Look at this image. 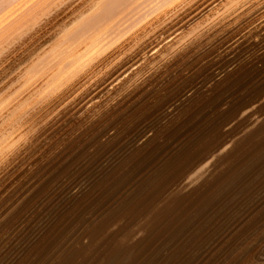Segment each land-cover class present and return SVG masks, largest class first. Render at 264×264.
Returning <instances> with one entry per match:
<instances>
[{
	"label": "bare ground",
	"instance_id": "bare-ground-1",
	"mask_svg": "<svg viewBox=\"0 0 264 264\" xmlns=\"http://www.w3.org/2000/svg\"><path fill=\"white\" fill-rule=\"evenodd\" d=\"M242 46H248L254 49V55L257 61L264 64V0H0V264H11V252L14 249L17 234L20 232L15 227L18 226L19 215L23 211H27L26 207L32 195L35 193L37 183L45 177L47 171L60 159H62L71 149L76 148L80 142H85L86 138L98 129L105 127L109 120L117 114L120 116L134 105H138L145 99H151L161 91L172 80H178L184 77L187 71H194L204 64L203 62L212 54L220 49L234 53L235 50ZM243 48V47H242ZM245 49V48H244ZM247 50V49H246ZM220 52V51H219ZM251 52V51H250ZM224 53V52H223ZM248 54V52H247ZM242 56V55H241ZM216 57V56H211ZM224 57V56H223ZM233 57V56H232ZM221 58V57H220ZM229 58V57H228ZM244 58V57H243ZM242 58V59H243ZM209 59V58H208ZM207 59V61H208ZM213 59V58H212ZM217 59V58H216ZM219 59V58H218ZM246 59V58H245ZM220 60V59H219ZM219 60L218 63L220 62ZM256 60V59H255ZM214 61V60H213ZM216 61V62H217ZM253 61V60H252ZM226 62V61H225ZM210 63V62H209ZM222 63V62H221ZM220 63V64H221ZM255 63V62H254ZM208 64V63H207ZM228 65V64H227ZM239 64L233 63L227 69L215 74L214 78L203 82L199 90H203L206 94L217 91L227 81L236 75V68ZM243 65V64H242ZM203 66V65H202ZM205 66V65H204ZM219 66V65H217ZM249 66V65H248ZM259 66V65H258ZM226 67V66H225ZM243 67V66H242ZM246 67V66H245ZM251 67V65H250ZM249 67V68H250ZM261 67V66H260ZM199 68V67H198ZM197 68V69H198ZM211 68V67H210ZM209 68V69H210ZM220 68V66H219ZM223 68V67H221ZM248 68V69H249ZM255 68V67H254ZM257 68V67H256ZM259 68V67H258ZM196 69V70H197ZM206 69H203V71ZM212 69V68H211ZM251 69V68H250ZM264 69V67H263ZM192 70V71H191ZM195 70V71H196ZM208 70V69H207ZM207 70H205L207 72ZM215 70V68H213ZM212 70V71H213ZM239 70V69H238ZM219 71V70H218ZM245 71V70H244ZM250 71V70H248ZM201 72V71H200ZM214 72V71H213ZM251 72V71H250ZM253 72V70H252ZM251 72V73H252ZM261 72V71H259ZM193 73V72H192ZM196 73V72H195ZM198 73V71H197ZM210 73V72H208ZM263 73V72H261ZM258 73V74H261ZM184 74V75H183ZM201 74V73H200ZM212 74V73H211ZM213 74V75H214ZM245 74V73H244ZM243 74V75H244ZM250 74V73H248ZM264 74V73H263ZM183 75V76H182ZM191 75V74H189ZM188 75V76H189ZM208 75V74H207ZM182 76V77H181ZM187 76V77H188ZM198 76V74H197ZM195 75V77H197ZM201 76V75H199ZM205 76V75H204ZM237 76V75H236ZM241 76V75H240ZM255 76V75H253ZM252 76V77H253ZM262 76V74H261ZM260 76V78H261ZM192 77V76H191ZM194 77V76H193ZM209 77V76H208ZM244 77V76H243ZM258 77V76H257ZM186 76L183 78L185 80ZM202 78V77H201ZM204 78V77H203ZM206 78V77H205ZM203 79V81L205 80ZM241 78V77H240ZM248 78V77H247ZM255 78V77H254ZM179 79V80H180ZM252 79V78H250ZM259 79V78H258ZM263 79V78H262ZM183 80V81H184ZM189 80V77H188ZM193 80L196 81L194 78ZM236 80V79H235ZM249 80V78H248ZM257 80V79H256ZM182 81V80H181ZM182 81V82H183ZM187 81V80H186ZM232 81V80H231ZM242 81V80H241ZM247 81V80H246ZM254 81V80H253ZM261 84V79L259 80ZM179 82V81H178ZM176 82V83H178ZM181 82V83H182ZM194 82V81H193ZM192 82V83H193ZM257 84V81H255ZM264 82V80H263ZM180 83V85H181ZM190 83V82H189ZM188 83V86H189ZM197 83V82H195ZM231 83V82H229ZM234 82H232L233 84ZM248 82H246L247 84ZM251 83V82H250ZM175 84V82H174ZM185 84V83H183ZM198 84V83H197ZM169 85V84H168ZM173 85V84H172ZM179 85V84H178ZM174 85L175 87L178 86ZM187 85V83H186ZM192 85V84H191ZM195 85V84H194ZM250 85V84H249ZM171 86V85H170ZM173 86V87H174ZM182 86V85H181ZM248 86V85H247ZM187 87V86H186ZM194 87L193 85L191 88ZM196 87V85H195ZM194 87V88H195ZM233 87V86H232ZM249 87V86H248ZM254 87V86H253ZM168 88V87H166ZM165 88V89H166ZM182 88V87H181ZM180 88V89H181ZM243 88V86H242ZM250 88V87H249ZM259 88V87H258ZM177 89V88H175ZM198 89V88H197ZM252 89V88H251ZM249 89V91L251 90ZM168 90V89H167ZM183 90V88H182ZM181 90V91H182ZM198 90V91H199ZM264 91V89H262ZM180 91V90H179ZM220 91V90H218ZM228 91V89H227ZM258 91V89H257ZM256 91V92H257ZM261 91V89H260ZM259 91V92H260ZM177 91H175L176 93ZM229 92V91H228ZM235 92V91H234ZM245 92V91H244ZM255 93V91H253ZM262 92V91H261ZM260 92V93H261ZM172 93V92H171ZM178 93V92H177ZM181 93V92H179ZM178 93V94H179ZM197 93L196 88L185 91L181 103L189 101ZM202 93V92H201ZM224 93V92H223ZM252 93V92H251ZM167 94V93H166ZM199 94V92L197 93ZM204 94V93H203ZM205 94V96H206ZM231 94V93H230ZM243 94V93H242ZM247 94V93H246ZM165 97L166 95L163 94ZM168 95V94H167ZM210 95V94H209ZM215 95V94H214ZM226 95V94H225ZM245 95V94H244ZM243 95V96H244ZM169 95L167 98H169ZM177 96V94H176ZM202 96V95H201ZM200 99L202 100L203 98ZM204 96V95H203ZM232 96V95H231ZM237 96V95H233ZM254 98V95H252ZM250 96V97H252ZM198 97V96H197ZM208 97V95H207ZM212 97V95H211ZM229 97V96H228ZM249 97V98H250ZM261 97V96H260ZM161 98V97H160ZM159 98V101H160ZM175 98V97H174ZM215 98V97H214ZM218 98V97H217ZM259 98V97H258ZM257 98V99H258ZM264 98V97H263ZM262 98V99H263ZM158 98L156 97L155 101ZM179 99V98H178ZM177 99V100H178ZM195 99V98H193ZM191 99V100H193ZM206 99V98H204ZM208 99V98H207ZM206 99V100H207ZM238 99V96H237ZM152 100V99H151ZM146 101V102H151ZM154 100V99H153ZM196 100V99H195ZM205 100V101H206ZM212 100V99H211ZM221 100V99H220ZM235 100V97H234ZM158 101V100H157ZM156 101V102H157ZM162 101V100H161ZM171 101V100H170ZM178 101V102H180ZM204 101V100H203ZM202 101V102H203ZM213 101V100H212ZM215 101V99H214ZM236 101V100H235ZM241 101V100H240ZM244 101V100H243ZM255 101V100H253ZM257 101V100H256ZM263 101V100H262ZM261 101V102H262ZM166 102V99L165 101ZM163 102V103H164ZM168 102V101H167ZM166 102V103H167ZM176 102V101H175ZM238 102V101H237ZM145 103V102H144ZM143 103V104H144ZM163 103L162 104L163 106ZM165 104L167 109L164 114L170 117V114L178 107L176 104ZM174 103V101H173ZM180 103V104H181ZM189 103V102H188ZM208 103V102H206ZM219 103V102H218ZM242 103V102H240ZM263 103V102H262ZM146 104V103H145ZM187 104V103H186ZM192 103H190L191 105ZM204 104V103H203ZM213 104V103H212ZM217 104V103H216ZM223 104V103H222ZM243 104V103H242ZM189 105V106H190ZM194 105V101H193ZM197 103H195V106ZM200 105V104H199ZM227 105V104H226ZM142 106V105H140ZM154 106V103L153 105ZM156 106V105H155ZM161 107V105H159ZM187 106V105H186ZM188 106V107H189ZM201 106V105H200ZM211 106V105H210ZM216 106V105H215ZM241 106V105H240ZM248 106V105H247ZM138 107V106H136ZM136 107H134L136 109ZM146 105H144L145 110ZM158 107V106H157ZM159 107V108H160ZM192 107V106H191ZM213 107V106H212ZM220 107V106H219ZM263 107V106H262ZM143 108V110H144ZM197 108H199L197 106ZM211 108V107H209ZM215 108V107H214ZM230 108V107H228ZM254 108V107H253ZM257 108L258 105H257ZM155 109V108H154ZM163 109V108H161ZM181 109V108H180ZM193 109V108H192ZM202 109V108H201ZM217 109V108H216ZM226 109V108H225ZM233 109V107H232ZM134 110V109H133ZM141 110V109H140ZM138 112H141V111ZM144 110V111H145ZM177 110V109H176ZM182 110V109H181ZM223 110V107L221 108ZM244 110V109H243ZM252 110V108H251ZM249 110L245 114L252 111ZM135 110V112H137ZM142 111V112H144ZM150 111V110H149ZM152 111V110H151ZM150 111V113H151ZM162 111V110H161ZM160 111V112H161ZM194 111V110H193ZM192 111V112H193ZM200 111V109H199ZM225 111V110H223ZM235 111H237L235 109ZM233 112V114L235 113ZM259 111V110H257ZM261 111V109H260ZM133 112V111H132ZM148 112V111H147ZM163 112V111H162ZM175 112V110H174ZM177 112V111H176ZM175 112V113H176ZM182 112V111H180ZM186 111L182 112L184 114ZM217 112V111H216ZM219 112V111H218ZM222 112V111H221ZM231 112V111H230ZM231 112V113H232ZM241 112V111H240ZM262 112V111H261ZM121 113V114H120ZM130 113V112H129ZM134 113V112H133ZM146 113V111H145ZM149 113V115H150ZM154 113V111H153ZM159 113V112H158ZM200 113V112H199ZM198 113V114H199ZM202 113V112H201ZM136 114V113H134ZM156 116V113H154ZM160 114V113H159ZM157 116L160 117V115ZM162 114V113H161ZM181 114V115H182ZM186 114V113H185ZM205 114V113H204ZM229 114V113H227ZM244 114V115H245ZM125 115V114H124ZM123 115V116H124ZM128 115V114H127ZM142 115V113L140 114ZM145 115V114H143ZM173 116V114H171ZM178 115V113L176 114ZM181 115L178 117L180 119ZM203 115V114H202ZM214 115V114H213ZM230 115V114H229ZM240 115V114H239ZM243 115V114H241ZM134 116V115H133ZM136 116V115H135ZM156 116V117H157ZM187 116V115H186ZM128 116H126L127 118ZM131 117V116H130ZM137 117V116H136ZM139 117V115H138ZM146 117V116H145ZM165 116L163 115V118ZM213 118L209 116L207 118ZM215 117V116H214ZM229 117V116H228ZM235 117V116H234ZM242 117V116H240ZM239 117V118H240ZM121 116L119 117V119ZM124 118V119H126ZM133 118V117H131ZM129 118V119H131ZM205 118V117H204ZM206 118V119H207ZM216 118V117H215ZM213 118V119H215ZM232 118V117H231ZM256 118V117H255ZM115 119V117H114ZM150 119V118H149ZM153 120V118H151ZM150 119V120H151ZM157 119V118H156ZM200 119V118H199ZM198 119V120H199ZM118 120V118H117ZM121 120V119H120ZM128 120V119H126ZM125 120V121H126ZM136 120V119H135ZM155 120V119H154ZM177 120V119H175ZM181 120V119H180ZM183 120V119H182ZM197 120V119H196ZM210 120V119H209ZM244 120V119H243ZM116 121V119L114 120ZM119 121V120H118ZM124 121V120H123ZM147 121V120H145ZM166 121V119H165ZM179 121V120H178ZM186 121V120H185ZM233 121V120H232ZM263 120L256 119L253 127H257ZM121 122V121H119ZM127 122V121H126ZM124 122V124L126 123ZM129 122H131L129 120ZM149 122V121H147ZM153 122V121H152ZM171 122V121H170ZM174 122V121H173ZM197 122V121H196ZM200 122V121H199ZM213 122V121H210ZM240 123L239 121H237ZM245 120L243 121L244 124ZM249 122V121H248ZM113 123V121L111 122ZM122 123V122H121ZM138 123V121H137ZM145 123V122H144ZM151 123V122H150ZM155 124V122H153ZM183 123V122H182ZM187 123V122H186ZM214 123V122H213ZM216 123V122H215ZM236 123V122H233ZM109 124V123H108ZM114 124V123H113ZM112 124V125H113ZM132 124H135L132 122ZM131 124V125H132ZM152 124V123H151ZM150 124V125H151ZM160 124V123H159ZM170 124V123H169ZM175 124V123H174ZM173 124V125H174ZM177 124V122H176ZM185 124V123H184ZM191 124V123H189ZM198 124V123H197ZM201 124V123H200ZM211 124V123H210ZM242 124V123H241ZM111 126V124H109ZM107 125V128L108 126ZM115 125V124H114ZM119 126V124H117ZM129 125V124H128ZM127 125V126H128ZM139 125V124H138ZM141 125V124H140ZM157 125V124H156ZM168 125V124H167ZM171 125V124H170ZM187 125V124H186ZM206 125V124H205ZM227 125V124H226ZM250 125V123H249ZM118 130L120 129L119 126ZM126 126V125H125ZM125 126L123 128H125ZM134 126V125H133ZM148 126V125H146ZM164 126V124H163ZM188 126V125H187ZM190 126V125H189ZM199 126V125H197ZM196 126V127H197ZM218 126V125H217ZM222 126V125H221ZM234 126V125H233ZM131 127V126H130ZM139 127V126H138ZM142 127V126H140ZM139 127V128H140ZM160 127V126H159ZM167 127V126H166ZM165 127V128H166ZM175 127V126H174ZM191 127V126H190ZM190 127L189 131L190 130ZM201 127V126H199ZM198 127V128H199ZM220 127V126H219ZM250 127V126H249ZM260 127V126H259ZM264 127V126H262ZM261 127V128H262ZM106 128V127H105ZM111 128V127H110ZM135 129V126L133 127ZM132 128V129H133ZM138 128V129H139ZM144 128V127H143ZM147 128V127H146ZM149 128V127H148ZM152 128V127H151ZM149 128V129H151ZM155 130L157 127H154ZM177 128V127H175ZM179 128V127H178ZM183 128V127H182ZM182 128H180L182 130ZM260 128V129H261ZM104 129V128H103ZM133 129V130H134ZM138 129H136L138 131ZM141 129V128H140ZM161 129V128H160ZM158 128V130H160ZM164 129V127H163ZM170 129V128H169ZM200 129V128H199ZM245 129V128H244ZM108 131V129H106ZM105 130V131H106ZM110 130V129H109ZM132 130V131H133ZM144 130V129H142ZM152 130V129H151ZM165 130V129H164ZM226 130V127H225ZM233 130V129H232ZM247 130V128H246ZM96 131V132H95ZM101 131V130H100ZM104 131V130H102ZM111 131V130H110ZM115 131V130H114ZM126 131V130H125ZM136 131V133H138ZM153 131V130H152ZM171 131V130H170ZM174 131V130H172ZM180 131V130H179ZM178 131V132H179ZM185 131V130H184ZM193 131V130H192ZM212 131V130H211ZM244 131V130H243ZM127 132V131H126ZM154 132V131H153ZM157 132V130H156ZM183 133V131H181ZM177 133V134H181ZM202 132V127H201ZM210 132V131H209ZM208 132V133H209ZM237 132V131H236ZM260 132V130H259ZM106 132L100 135H105ZM119 133V132H118ZM117 133V134H118ZM122 132H120L121 134ZM129 133V128L128 132ZM135 134V130L133 132ZM168 133V131H167ZM175 133V132H173ZM188 133V132H187ZM203 133V132H202ZM216 133V132H215ZM224 134V132H222ZM221 133V134H222ZM241 133V132H240ZM251 133V132H250ZM124 134V131H123ZM126 134V133H125ZM132 134V133H131ZM139 134V133H138ZM137 134V135H138ZM141 134V133H140ZM157 134V133H155ZM170 133H168L169 135ZM186 134V132H185ZM206 134V133H205ZM233 134V132H232ZM239 134V133H238ZM254 134V132H253ZM261 134V133H260ZM93 135V134H92ZM115 135V134H114ZM146 135V133L142 134ZM153 135V134H152ZM146 136L142 139L145 142ZM162 135V133H161ZM167 135V136H168ZM176 135V133H175ZM184 135V134H183ZM190 135V134H189ZM226 135V134H225ZM229 135V134H228ZM242 135V134H241ZM240 135V136H241ZM251 135V134H250ZM262 135V134H261ZM94 136L97 135L94 134ZM108 136V135H107ZM118 136V135H117ZM123 136V135H122ZM132 136V135H130ZM136 136V135H135ZM173 136V135H172ZM178 136V135H177ZM182 136V135H181ZM188 136V134H186ZM186 136H183L184 138ZM191 136V135H190ZM233 136H236L233 135ZM232 136V137H233ZM260 136V135H259ZM103 139V136H101ZM109 137V136H108ZM111 137V136H110ZM120 137V135H119ZM138 137V136H137ZM136 137V138H137ZM141 137V136H140ZM156 137V136H155ZM164 137V136H163ZM174 137V136H173ZM179 137V136H178ZM196 137V136H193ZM205 137V136H204ZM203 137V139H204ZM209 137V136H208ZM216 137V136H215ZM219 137V136H218ZM228 137V136H227ZM230 137V138H232ZM237 137V136H236ZM235 137V138H236ZM257 137V136H256ZM95 138V137H93ZM129 138V137H128ZM134 138V136H133ZM157 138V137H156ZM155 138V139H156ZM166 137H164L165 139ZM189 138V137H188ZM192 138V137H191ZM198 138V137H197ZM201 138V137H200ZM217 138V137H216ZM216 138L213 140H216ZM222 138V137H221ZM223 138L226 139V136ZM229 138V139H230ZM92 139V138H91ZM99 139V137H98ZM111 139V138H110ZM123 139V138H122ZM135 139V138H134ZM140 139V138H139ZM154 139V138H153ZM160 139H162L160 137ZM159 139V140H160ZM169 139V137H168ZM190 139V138H189ZM188 139V140H189ZM195 139V138H194ZM206 139V137H205ZM210 139V138H207ZM228 139V138H227ZM226 139V140H227ZM256 139V138H255ZM259 139V138H258ZM94 140V139H93ZM101 140V139H100ZM105 140V139H104ZM107 140V139H106ZM109 140V139H108ZM121 140V138H120ZM127 142V138L124 137ZM131 141V139H129ZM138 140V138H137ZM149 140V139H148ZM167 140V139H166ZM212 140V139H211ZM221 140V139H220ZM223 140V139H222ZM247 140V139H246ZM87 140L86 142H88ZM113 141V140H112ZM111 141V142H112ZM118 141V140H117ZM141 141V140H139ZM153 141V140H152ZM162 141V140H160ZM180 140L179 142H181ZM187 141V140H185ZM182 143L185 148V142ZM195 141V140H194ZM200 141V140H199ZM208 140H206L207 142ZM242 141V140H241ZM240 141V143H241ZM257 141V140H256ZM259 141V140H258ZM92 142V141H90ZM89 142V143H90ZM99 143V140L96 141ZM109 142V141H108ZM122 142V141H121ZM124 142V141H123ZM138 142V141H137ZM148 142V141H147ZM151 142V141H150ZM154 142V141H153ZM191 142V141H190ZM189 142V144H190ZM220 142V141H219ZM243 142V141H242ZM246 142V141H245ZM251 142V141H250ZM250 142L247 143L250 144ZM101 143V142H100ZM102 142L101 144H103ZM120 143V142H118ZM160 143V142H158ZM195 143V142H194ZM199 144V142H197ZM196 143V144H197ZM209 143V141L207 142ZM215 143V141H214ZM217 143V142H216ZM226 143V142H225ZM239 143V144H240ZM252 143V142H251ZM255 143V142H254ZM253 143V144H254ZM82 144V143H81ZM88 144V143H87ZM91 144V143H90ZM105 144V143H104ZM113 144V142H112ZM110 144L112 147L113 145ZM115 143L114 146H116ZM125 144V143H124ZM128 144V142H127ZM137 144V143H136ZM143 144V143H142ZM167 144V143H166ZM170 146V143H168ZM188 144V141L187 143ZM192 144V143H191ZM202 144V142H201ZM210 144V143H209ZM223 144V143H222ZM233 144V143H232ZM94 142L92 143V146ZM99 145V144H98ZM109 144H107L108 146ZM118 145V144H117ZM121 145V144H120ZM151 145V144H149ZM157 145V144H156ZM195 145V144H194ZM204 145V143H203ZM230 145V144H229ZM242 145V144H241ZM258 145V144H257ZM86 146V144L84 145ZM89 146V145H88ZM91 146V145H90ZM91 146V147H92ZM100 146V145H99ZM127 146V145H126ZM132 146V145H131ZM134 146V145H133ZM139 147L141 145H138ZM159 146V145H158ZM244 146V145H243ZM259 146V145H258ZM75 147V148H74ZM111 147V148H112ZM121 147V146H118ZM122 147L124 148L123 144ZM130 147V146H129ZM128 147V149H129ZM137 147L136 145L134 148ZM190 147V146H189ZM192 147V146H191ZM199 147V146H198ZM230 147V146H229ZM242 147V146H241ZM240 147V149H241ZM250 146H248L249 148ZM80 148V147H79ZM87 148V147H86ZM94 148V147H93ZM99 148V147H98ZM103 150V147L101 145ZM110 148V146H109ZM108 148V150H110ZM114 148V147H113ZM113 148L111 151H113ZM143 148V146H142ZM147 148V146H146ZM152 148V147H151ZM196 148V147H195ZM201 148V147H200ZM219 148V147H218ZM235 148V146H234ZM246 147V151L248 149ZM262 148V147H261ZM84 149V148H83ZM89 149V148H88ZM118 149V148H117ZM121 149V148H120ZM133 149V148H132ZM150 149V148H149ZM158 149V148H157ZM199 149V148H198ZM204 149V148H203ZM201 148V150H203ZM207 148H205L206 150ZM210 149V146H209ZM253 151L255 148H252ZM257 149V148H256ZM82 150V149H81ZM85 150V149H84ZM93 150V149H92ZM97 150V147H96ZM95 150V152H96ZM101 150V151H102ZM106 150V148H105ZM107 150V151H108ZM116 150V149H115ZM119 150V149H118ZM134 150V149H133ZM138 151H140L137 148ZM144 150V149H143ZM154 150V147H153ZM152 150V152H154ZM159 150V149H158ZM166 150V149H164ZM176 150V149H175ZM178 150V149H177ZM200 150V151H201ZM204 150V151H205ZM218 150V149H217ZM227 150V149H226ZM231 150V149H230ZM233 150V148H232ZM243 150V149H242ZM261 150V149H260ZM72 151V150H71ZM87 151V150H86ZM89 151V150H88ZM104 151V150H103ZM106 151V154H108ZM110 151V153H111ZM117 151V150H116ZM120 151V150H119ZM129 151V150H128ZM132 151V150H131ZM142 151V150H141ZM160 151V150H159ZM158 151V152H159ZM169 151V149H168ZM182 151V150H181ZM186 151V150H185ZM203 151V152H204ZM216 151V149H215ZM220 151V150H219ZM240 151V150H239ZM75 152V151H74ZM94 153L90 151L91 154ZM147 152H149L147 150ZM151 152V153H152ZM157 152V153H158ZM170 152V151H169ZM177 152V151H175ZM174 152V153H175ZM183 152V151H182ZM195 152V150H194ZM206 152V151H205ZM226 152V151H224ZM242 151H240L241 153ZM251 152V151H250ZM261 152H263L261 150ZM73 153V151L71 152ZM70 153V154H71ZM102 153V152H101ZM99 153V154H101ZM109 153V157L110 154ZM116 153V152H114ZM119 153V152H118ZM125 153H127L125 151ZM129 153V152H128ZM131 153V152H130ZM134 153V152H133ZM132 153V154H133ZM146 153V152H145ZM151 153H148V155ZM172 153V154H174ZM189 153V152H188ZM197 153V152H196ZM195 153V154H196ZM217 153V152H216ZM249 153V149H248ZM258 153V152H257ZM256 153V154H257ZM75 154V153H74ZM79 155V151L77 153ZM81 154V153H80ZM90 154V156H91ZM97 154V153H96ZM103 154V153H102ZM113 154V153H112ZM136 155V153H134ZM156 154V149H155ZM159 154V153H158ZM179 154V153H178ZM182 154V153H181ZM185 154V153H183ZM200 154V153H199ZM207 154V153H206ZM204 154V155H206ZM214 154V153H212ZM231 154V153H230ZM233 154V153H232ZM245 154V152H244ZM251 154V153H250ZM255 154V153H254ZM253 154V155H254ZM260 154V152H259ZM264 154V153H262ZM82 155H84L82 151ZM81 155V156H82ZM87 155V154H86ZM85 155V156H86ZM123 155V154H121ZM120 155V156H121ZM131 156V154H129ZM128 155V156H129ZM144 155V153H143ZM188 155V154H187ZM192 155V154H191ZM190 155V156H191ZM203 155V154H202ZM215 155V154H214ZM227 155V154H226ZM247 155V153L245 154ZM243 155V156H245ZM84 156V158H85ZM99 156V155H97ZM105 156V155H104ZM119 156V157H120ZM133 156V155H132ZM141 156V155H140ZM154 156V155H152ZM159 156V155H158ZM170 156V155H169ZM175 156V154H174ZM195 155H193L194 157ZM210 156V152L209 155ZM235 156V154H234ZM256 156V155H255ZM263 156V155H262ZM260 154V157H262ZM74 157V156H73ZM78 157V156H77ZM88 157V156H87ZM92 157V156H91ZM107 156V158H109ZM126 157V156H125ZM124 157V158H125ZM137 157V156H136ZM142 157V156H141ZM163 157V156H162ZM168 156H166L167 158ZM176 157V156H175ZM179 157V156H178ZM184 157V156H183ZM186 157V156H185ZM189 157V156H188ZM204 157V156H203ZM214 157V156H212ZM231 157V155L229 156ZM237 157V155H236ZM242 157V156H240ZM257 157V156H256ZM68 158V156H67ZM80 158V157H79ZM83 157H81L82 159ZM90 159V157H88ZM106 158V156H105ZM104 158V159H105ZM111 158V157H110ZM118 158V156H117ZM121 158V157H120ZM127 158V157H126ZM131 158V157H130ZM145 158V157H143ZM161 158V157H160ZM165 158V159H166ZM172 158V157H171ZM196 158V157H195ZM201 158V156H200ZM227 158V157H226ZM246 158V157H245ZM250 158V156H249ZM255 158V157H254ZM253 158V159H254ZM73 159V158H71ZM95 159H97L95 157ZM102 156L99 160L102 161ZM115 159V158H114ZM132 159V158H131ZM137 159V158H136ZM158 159V158H157ZM164 159V158H163ZM175 159V158H174ZM183 159V158H182ZM186 161V158H184ZM208 159V158H207ZM217 156V160H218ZM230 159V158H229ZM227 158V160H229ZM232 159V158H231ZM235 159V157H234ZM232 160V162L234 161ZM238 159V158H237ZM252 160V158H250ZM263 159V158H261ZM80 160V159H78ZM111 160V159H108ZM116 160V159H115ZM114 160V161H115ZM118 160V159H117ZM116 160V161H117ZM128 160V159H127ZM149 160V159H148ZM153 158L151 159V163ZM171 160V159H170ZM188 160V159H187ZM194 160V158H193ZM220 160V159H219ZM226 160V161H227ZM248 160V159H247ZM256 160V158H255ZM62 161V160H60ZM59 161V162H60ZM64 161V160H63ZM72 160L71 163H73ZM83 161V160H82ZM85 161V159H84ZM88 161V160H87ZM86 161V162H87ZM91 160H89L90 162ZM95 161V160H94ZM93 161V163H94ZM98 161V159H97ZM104 161V160H103ZM107 161V160H106ZM115 161V162H116ZM125 161V160H124ZM129 161V160H128ZM178 161V160H177ZM204 166H193L188 169L182 184H178V189L171 194L185 192L189 195H197L199 192L207 195L210 182H212L214 162L210 160ZM201 161V162H202ZM245 161V160H244ZM250 161V160H249ZM255 162L254 160H252ZM260 161V160H258ZM100 162V161H99ZM113 162V161H112ZM133 162V161H130ZM136 162V161H135ZM133 162V163H135ZM169 162V161H168ZM167 162V163H168ZM176 162V159L175 161ZM192 162V161H191ZM199 161V163H201ZM220 162V161H219ZM225 162V161H224ZM248 162V161H247ZM251 162V161H250ZM61 163V162H60ZM65 163V162H63ZM77 164V162H75ZM83 163V162H82ZM91 163V162H90ZM92 163V164H93ZM98 163V162H97ZM95 163L94 165H96ZM111 163V162H110ZM114 163V162H113ZM126 163V162H124ZM128 163V162H127ZM156 163V162H155ZM165 163V162H163ZM162 163V164H163ZM177 163V162H176ZM184 163V162H183ZM194 163V162H193ZM227 163V162H226ZM240 163V162H239ZM238 163V164H239ZM249 163V162H248ZM69 165V163H67ZM74 164V163H73ZM75 164V165H76ZM81 164V163H80ZM79 165L82 166V165ZM86 163H84L85 165ZM112 164V163H111ZM115 164V163H114ZM119 164V163H118ZM146 164V163H144ZM158 164V163H157ZM166 164V163H165ZM171 164V163H170ZM191 164V163H190ZM204 163H202L203 165ZM230 164V163H229ZM232 164V163H231ZM242 164V163H241ZM240 164V165H241ZM244 164V162H243ZM242 164V165H243ZM261 164V162L259 163ZM67 165V166H68ZM74 165V166H75ZM92 165V166H94ZM102 165V164H100ZM99 165V167H100ZM108 165V164H107ZM120 165V164H119ZM118 165V166H119ZM123 165V164H122ZM128 165V164H127ZM138 165V164H137ZM142 165V164H141ZM164 165V164H163ZM185 165V164H184ZM195 165V163H194ZM218 165V164H217ZM225 165V164H224ZM223 165V169H224ZM234 164H232L233 166ZM247 165V164H246ZM245 165V166H246ZM62 166V165H61ZM66 166V164H65ZM71 166L70 167H74ZM87 166V165H86ZM109 166V165H108ZM112 166V165H110ZM117 166V167H118ZM121 166V165H120ZM125 165H123L124 167ZM129 166V165H128ZM131 166V165H130ZM152 166V165H151ZM219 166V165H218ZM222 166V164L220 165ZM251 166V165H248ZM257 165H255L256 168ZM263 166V165H262ZM58 167V166H56ZM55 167V168H56ZM77 167V165H76ZM75 167V168H76ZM95 167V166H94ZM103 167V166H102ZM101 167V169H102ZM115 167V168H117ZM122 167V168H123ZM133 167V166H132ZM135 167V166H134ZM133 167V168H134ZM148 167V165H147ZM167 167V166H166ZM171 166H168V168ZM176 167V166H175ZM173 167V168H175ZM195 167V168H194ZM227 167V166H226ZM236 167V166H235ZM238 167V166H237ZM244 167V166H243ZM253 167V166H252ZM250 167V168H252ZM54 166L52 169H55ZM60 168V167H59ZM58 168V169H59ZM65 167H62V170ZM67 169L69 167H66ZM68 173L72 172V170ZM81 168V167H80ZM83 168V167H82ZM88 166L86 167L87 170ZM114 168V167H113ZM121 168V169H122ZM142 168V167H141ZM152 168V167H151ZM157 168V167H155ZM167 168V169H168ZM172 168V167H171ZM179 168V167H178ZM246 168V167H245ZM259 168V167H258ZM67 169L63 170L67 172ZM78 169V168H77ZM105 169V168H104ZM110 169V168H109ZM120 169V168H119ZM135 169V168H134ZM150 169V168H148ZM159 170V168H157ZM164 169V167H163ZM181 169H183L181 167ZM221 169V168H220ZM229 169H232L229 167ZM237 169V168H235ZM84 170V168H83ZM89 170V168H88ZM108 170V169H107ZM112 170V169H110ZM114 171L116 169H113ZM123 170V169H122ZM127 170V168H126ZM124 170V172H126ZM131 170V168H130ZM145 170V169H142ZM161 170V169H160ZM216 170V169H215ZM219 170V169H218ZM222 170V169H221ZM220 170V171H221ZM243 170V169H242ZM247 170H249L247 168ZM252 170V169H251ZM259 169H257L258 171ZM264 170V168L262 169ZM56 171V170H55ZM54 171V172H55ZM79 171V170H78ZM81 171V170H80ZM78 172L80 175L83 174ZM85 171V170H84ZM109 171V170H108ZM119 173V170H117ZM115 171V172H117ZM134 171L133 172L134 174ZM138 171V170H136ZM219 171V172H220ZM233 171V169H232ZM240 171V170H239ZM245 172V170H243ZM250 171V170H249ZM61 172V171H58ZM56 172V174L58 173ZM65 172V173H66ZM76 172V171H75ZM86 172V171H85ZM88 172V171H87ZM92 172V171H91ZM91 172H89L91 174ZM105 172V177L107 171ZM145 174L147 173L144 171ZM150 172V171H149ZM158 171H156L157 173ZM162 172V171H160ZM216 172V171H215ZM214 172V173H215ZM251 172V171H250ZM254 171H252L253 173ZM49 173V171H48ZM63 173V174H65ZM77 173V174H78ZM113 174L114 172L111 173ZM107 173V174H108ZM128 173V172H127ZM136 173V172H135ZM138 173V172H137ZM152 173V171H151ZM155 173V174H156ZM167 173V172H166ZM172 173V171H171ZM218 173V172H217ZM220 172V176H222ZM225 173V172H224ZM227 173V171H226ZM241 173V171L239 172ZM238 173V174H239ZM247 173V171H246ZM245 173V174H246ZM263 173V172H262ZM55 174V173H54ZM59 174V173H58ZM61 174V173H60ZM59 174V175H60ZM62 174V175H63ZM78 174V176H79ZM94 174V172L92 173ZM91 174V175H92ZM101 174V173H100ZM132 174V175H133ZM144 174V173H143ZM153 174V173H152ZM180 174V172H179ZM236 174V172H235ZM70 175V174H69ZM68 175V176H69ZM73 175V174H72ZM70 175V176H72ZM84 176L86 175L83 174ZM82 175V176H83ZM90 175V176H91ZM141 175V174H140ZM159 175V174H157ZM164 175V173H163ZM166 175V174H165ZM168 175V174H167ZM233 175V174H232ZM241 175V174H240ZM239 175V176H240ZM259 175V173H258ZM264 175V173H263ZM56 176V175H55ZM61 176V175H60ZM59 176V177H60ZM66 176V174H65ZM67 176V177H68ZM87 176V175H86ZM85 176V177H86ZM97 176V175H95ZM94 176V178H95ZM102 176V175H101ZM101 176L99 177L101 180ZM119 176V174L117 175ZM145 176V175H144ZM153 176V175H152ZM176 176V174H174ZM183 176V177H184ZM224 176V175H223ZM235 176V175H234ZM238 176V175H236ZM241 176H244L241 175ZM240 176V177H241ZM54 177V176H50ZM93 177V176H92ZM110 177V176H109ZM136 177V176H135ZM148 177V175H147ZM156 177V176H155ZM162 177V176H160ZM225 177V176H224ZM248 177V176H247ZM66 178V177H64ZM74 178V177H72ZM71 179L74 180V179ZM80 178V177H79ZM94 178L92 180H94ZM107 178V177H106ZM150 178L153 177H148ZM165 178V177H164ZM170 178H173L170 177ZM236 178V177H235ZM234 178V179H235ZM238 178V177H237ZM245 178V177H243ZM262 178V177H261ZM48 179V177H47ZM45 178V180H47ZM68 179V178H66ZM85 179L88 180L86 177ZM84 179V180H85ZM90 179V178H89ZM111 178H109L110 180ZM117 179V178H116ZM115 179V181H116ZM126 179V178H125ZM135 179V178H133ZM137 179V178H136ZM157 179V178H156ZM169 179V178H167ZM177 178H175L176 180ZM221 179V178H220ZM227 179V178H226ZM230 179V178H229ZM232 179V180H234ZM247 179V178H245ZM52 180V179H48ZM54 180V179H53ZM58 180V179H57ZM77 180V178H76ZM83 180V181H84ZM99 180V179H97ZM106 180V179H105ZM107 179V181H109ZM127 180V179H126ZM126 180H124L126 183ZM140 180V179H139ZM148 180V181H149ZM170 180V179H169ZM212 180V181H211ZM216 180V179H215ZM240 180V179H239ZM59 181V180H58ZM62 181V180H61ZM60 181V183H61ZM70 181V180H69ZM96 181V180H95ZM114 181V180H113ZM119 181V180H118ZM122 181V179H121ZM142 181V180H141ZM159 181V180H157ZM167 181V180H165ZM172 181V180H171ZM220 181V180H219ZM223 181V180H222ZM228 181V180H227ZM225 180V182H227ZM236 181V180H234ZM251 181V180H250ZM54 182V181H53ZM57 182V181H56ZM77 184L81 183L75 181ZM100 181H98L99 183ZM102 182V181H101ZM104 182V181H103ZM160 182V181H159ZM170 182V181H169ZM176 182V181H174ZM218 182V180H217ZM231 182V180L229 181ZM228 182V183H229ZM44 182L43 185H45ZM49 183V182H48ZM55 183V182H54ZM53 183V184H54ZM58 183V182H57ZM63 183H66L63 182ZM62 183V186H63ZM71 183V182H70ZM84 183V182H83ZM94 183V182H93ZM112 182H110L111 184ZM117 183V182H116ZM122 183V184H124ZM148 183V182H147ZM157 183V182H156ZM171 183V182H170ZM173 183V181H172ZM171 183V184H172ZM180 183V182H179ZM214 183V182H213ZM221 184V182H219ZM218 183V184H219ZM241 183V182H240ZM253 183V181H252ZM47 184V183H46ZM51 184V183H49ZM52 184V185H53ZM68 184V183H67ZM72 184V183H71ZM87 184V183H86ZM97 184V182H96ZM93 187H95V185ZM101 184V183H100ZM99 184V185H100ZM104 184V183H103ZM102 184V185H103ZM127 184V183H126ZM125 184V185H126ZM146 184V183H145ZM152 184V183H150ZM155 184V183H154ZM217 184V185H218ZM223 184V183H222ZM235 184V183H234ZM233 184V185H234ZM254 184V183H253ZM40 185V184H39ZM60 185V184H58ZM158 186V184H155ZM154 185V186H155ZM161 185V182L160 184ZM212 185V183L210 184ZM214 185V184H213ZM228 185V184H227ZM231 185V183H230ZM46 186V185H45ZM49 186V185H48ZM47 186V187H48ZM51 186V185H50ZM55 186V185H54ZM75 186V185H74ZM91 186V187H92ZM118 185L117 187L119 188ZM129 186V185H128ZM176 186V187H177ZM253 186V185H252ZM66 185L64 186L65 190ZM116 187V184H115ZM114 187V188H115ZM126 187V186H124ZM123 187V188H124ZM135 187V186H134ZM163 187V186H162ZM161 187V188H162ZM165 187V186H164ZM163 187V188H164ZM169 187V186H168ZM167 188H165L167 192ZM175 189L174 186H171ZM169 187V189H170ZM216 187V184H215ZM213 187V188H215ZM228 187V186H227ZM255 188V185L253 186ZM55 188V187H54ZM58 189V187H56ZM55 188V189H56ZM71 186L70 189H72ZM102 188V186H101ZM111 188V187H110ZM113 188V187H112ZM113 188V190H114ZM115 190L117 193L119 190ZM204 188V189H203ZM217 188V187H216ZM242 188V187H241ZM253 188V189H254ZM44 189V187H41ZM52 188L50 187V190ZM54 189V190H55ZM69 189V188H68ZM90 189V188H89ZM94 189V188H92ZM97 189V187H96ZM126 188H124L125 191ZM131 189V188H130ZM129 189V190H130ZM226 189L225 188H221ZM257 189V188H256ZM73 190V189H72ZM101 192L103 190L100 189ZM132 190V189H131ZM136 190V189H134ZM154 190V189H153ZM173 190V189H172ZM71 191V190H70ZM79 191V190H78ZM94 191V190H93ZM96 191V190H95ZM108 192V190H106ZM112 191V190H111ZM122 191V187H121ZM127 191V190H126ZM139 191V190H138ZM155 191V190H154ZM163 191V190H162ZM223 191V190H222ZM224 191H227L224 190ZM223 191V193H224ZM230 191V189H228ZM256 191V190H255ZM53 192V191H52ZM62 192V191H61ZM69 192V190L67 191ZM72 192V191H71ZM76 192V190H75ZM100 192V193H101ZM114 192V191H113ZM120 192V191H119ZM130 192V191H129ZM151 192V190H150ZM257 192V191H256ZM55 191L53 192V194ZM64 193V191H63ZM80 193V192H79ZM115 193V195H116ZM124 193V192H122ZM154 193V192H153ZM159 193V192H158ZM161 193V192H160ZM228 193V192H227ZM231 193V191H230ZM56 194V193H55ZM62 194V193H61ZM84 194V193H83ZM86 194V193H85ZM98 194V192H97ZM125 194V193H124ZM127 194V193H126ZM137 194V193H136ZM144 194V193H143ZM170 195L169 193H167ZM186 194V195H187ZM258 194V193H257ZM35 195V194H34ZM41 195V194H40ZM93 195V194H92ZM122 195V194H121ZM119 195V196H121ZM134 195V193H133ZM132 195V196H133ZM152 195V194H150ZM162 195V194H161ZM203 195V194H202ZM211 194H209L210 196ZM223 195V194H222ZM262 195V194H261ZM39 196V195H37ZM43 196V195H42ZM47 196V195H46ZM44 195V197H46ZM72 196V195H71ZM95 196V194H94ZM114 196V195H113ZM112 196V198H113ZM118 196V195H117ZM118 196V197H119ZM123 196V195H122ZM156 196V195H155ZM154 196V197H155ZM171 196V195H170ZM180 196V195H179ZM208 196V197H209ZM264 196V194L262 195ZM260 196V197H262ZM41 197V196H40ZM55 198V196H53ZM85 197V196H84ZM102 197V196H101ZM117 197V198H118ZM124 197V196H123ZM127 197V195H126ZM151 197V196H150ZM156 197H159L158 194ZM161 197V196H160ZM164 197V196H163ZM201 197V195H200ZM257 197V196H255ZM39 198V197H38ZM43 198V197H42ZM41 198V199H42ZM53 198V199H54ZM57 198V195H56ZM67 198V197H66ZM78 198V197H77ZM81 198V197H80ZM115 198V197H114ZM113 198V199H114ZM130 198V196H129ZM128 198V199H129ZM169 198V197H168ZM182 198V197H181ZM190 198V197H189ZM194 198V197H193ZM225 198V196H224ZM34 199V198H33ZM45 199V198H44ZM174 199V198H172ZM170 200L173 201L175 200ZM191 199V198H190ZM199 199V198H198ZM207 199V198H205ZM35 200V199H34ZM57 200V199H56ZM78 200V199H77ZM151 200V199H150ZM158 200V199H156ZM161 200H163L161 198ZM179 200V199H178ZM183 200V199H182ZM261 200V199H260ZM264 200V198H263ZM262 200V201H263ZM48 202L46 203L48 206ZM71 201V200H70ZM85 201V200H84ZM118 201V200H117ZM153 201V200H152ZM155 201V200H154ZM153 201V202H154ZM204 201V200H202ZM210 201V200H209ZM216 201V200H215ZM213 201V203L215 202ZM72 202V201H71ZM75 202V198H74ZM94 202V201H93ZM107 202V201H106ZM157 202V201H156ZM154 202V204L156 203ZM159 202V201H158ZM162 202V201H161ZM181 202V200H180ZM185 202V200L183 201ZM208 202V200H207ZM223 202V201H222ZM38 203V202H37ZM36 203V204H37ZM56 203V202H55ZM70 203V202H69ZM122 203V202H121ZM130 204V202H128ZM160 203V202H159ZM165 203V202H163ZM160 205L163 207L165 206ZM168 203V202H167ZM171 203V202H170ZM169 205H172V203ZM178 203V202H176ZM182 203V202H181ZM188 203V201L186 202ZM191 203V202H190ZM196 203V201H195ZM203 203V202H202ZM209 203V202H208ZM217 203V202H216ZM34 206L37 208V205ZM103 204V203H102ZM198 204V203H197ZM196 204V205H197ZM200 204V203H199ZM198 204V205H199ZM210 204V203H209ZM239 204V203H238ZM31 205V204H30ZM44 205V204H42ZM119 205V203H118ZM127 205V204H126ZM150 205V204H149ZM159 205V206H160ZM168 205V206H169ZM180 204H178L179 206ZM197 205V206H198ZM201 205V204H200ZM206 205V204H205ZM211 205V204H210ZM224 205V204H223ZM244 205V204H243ZM254 205V204H252ZM259 205V204H257ZM262 205V204H261ZM260 205V206H261ZM51 206V205H50ZM62 206V205H61ZM91 206V204H90ZM98 206V204H97ZM123 206V205H122ZM132 206V205H131ZM136 206V204H135ZM157 206V205H156ZM154 205V207H156ZM158 206V207H159ZM167 206V207H168ZM208 206V204L206 205ZM220 206V205H219ZM239 206V205H238ZM242 206V205H241ZM256 206V205H255ZM142 207V206H141ZM149 207V206H147ZM153 207V208H154ZM187 207V206H186ZM190 207V206H189ZM192 207V206H191ZM194 207V206H193ZM199 207V206H198ZM197 207V208H198ZM214 207V206H213ZM217 207V206H216ZM225 207V206H223ZM262 207V206H261ZM264 207V206H263ZM41 208V207H39ZM56 208V207H55ZM93 208V207H92ZM131 208V207H130ZM152 208V209H153ZM161 208V207H160ZM172 208V206L170 207ZM169 208V209H170ZM196 208V207H195ZM200 208V207H199ZM198 208V209H199ZM202 208V206H201ZM209 207L208 209L210 210ZM26 209V210H25ZM28 209L29 206H28ZM49 209V208H48ZM63 209V208H62ZM99 209V208H98ZM101 209V208H100ZM99 209V210H100ZM117 209V208H116ZM125 209V208H124ZM132 209V208H131ZM134 209V208H133ZM165 209V208H164ZM168 209V210H169ZM187 209V208H185ZM190 209V208H189ZM197 209V210H198ZM229 209V208H228ZM237 209V208H236ZM262 209V208H261ZM260 209V210H261ZM39 210V209H38ZM59 210V209H58ZM92 210V209H91ZM106 210V209H105ZM126 210V209H125ZM158 210V208H157ZM172 210V209H171ZM174 210V208H173ZM188 210V209H187ZM194 210V209H193ZM192 210V211H193ZM202 210V209H200ZM206 210V209H205ZM233 210V209H232ZM249 210V209H248ZM260 210L258 212H260ZM263 210V209H262ZM261 210V211H262ZM47 211V210H46ZM115 211V210H114ZM181 211V210H180ZM195 211V210H194ZM242 211V210H241ZM40 212V211H39ZM92 212V211H91ZM126 212V211H125ZM145 212V211H144ZM186 212V211H185ZM214 212V211H213ZM231 212V211H230ZM28 213V211H27ZM31 213V212H30ZM128 213V212H127ZM194 213V212H193ZM264 213V212H263ZM261 213V214H263ZM34 214V213H33ZM60 214V213H59ZM148 214V213H147ZM174 214V213H173ZM186 214V213H185ZM190 214V213H189ZM203 214V213H202ZM221 214V213H220ZM240 216V212L238 213ZM32 215V213H31ZM42 215V214H41ZM117 215V214H116ZM144 215V214H143ZM192 215V212H191ZM199 215V214H197ZM201 215V214H200ZM209 215V214H206ZM232 215V214H231ZM242 215V214H241ZM28 217V215H26ZM37 216V215H36ZM58 216V215H57ZM124 216V215H122ZM148 216V215H147ZM159 216V213H158ZM185 216V215H183ZM202 216V215H201ZM199 216V217H201ZM237 216V215H236ZM255 216V214H254ZM264 216V215H263ZM63 217V216H62ZM107 217V216H106ZM182 217V216H181ZM197 217V216H195ZM207 217V216H206ZM234 217V216H233ZM259 217V216H258ZM24 218V217H23ZM82 218V217H81ZM188 218V217H187ZM203 218V216H202ZM251 218V217H250ZM257 218V217H256ZM100 219V218H99ZM106 219V218H104ZM102 219V220H104ZM122 219V218H121ZM137 220V218H135ZM210 219V218H209ZM217 219V218H216ZM220 219V218H218ZM217 219V220H218ZM240 219V218H238ZM244 219V218H243ZM242 219V220H243ZM20 220V219H19ZM24 220V219H23ZM51 220V219H50ZM86 220V219H85ZM108 220V219H106ZM117 222L118 218L116 219ZM114 220V222L116 221ZM151 221V219H149ZM154 220V219H153ZM262 220V219H261ZM25 221V220H24ZM84 221V220H83ZM135 221V220H134ZM195 221V220H194ZM85 222V221H84ZM103 222V221H102ZM116 222V224H117ZM138 222V221H137ZM146 222V221H145ZM218 222V221H217ZM225 222V221H224ZM247 222V221H246ZM22 223V221L20 222ZM24 222V226L27 225ZM32 223V222H31ZM97 222H94L96 225ZM99 223V222H98ZM108 223V222H107ZM106 223V225H107ZM141 223V222H140ZM194 223V222H193ZM196 223V222H195ZM207 223V222H206ZM205 223V225H206ZM237 223V222H236ZM49 224V223H48ZM210 227L211 223L209 222ZM239 224V223H237ZM244 224V223H243ZM249 224V223H248ZM30 225V224H28ZM27 225V226H28ZM99 225V224H98ZM96 225V226H98ZM101 225V223H100ZM118 225V224H117ZM122 225V224H121ZM141 225V224H140ZM203 225V224H202ZM201 225V226H202ZM216 225V224H215ZM247 226V223L245 224ZM254 225V224H253ZM23 226V227H24ZM31 226V225H30ZM92 226V225H89ZM94 226V225H93ZM136 226V225H135ZM139 226V225H138ZM180 226V225H179ZM184 226V225H183ZM229 226V225H228ZM244 226V225H242ZM264 226V222L260 225ZM102 227V226H101ZM105 227V226H104ZM119 227V226H118ZM186 227V226H185ZM198 227V226H197ZM206 227V226H205ZM214 227V226H213ZM20 228V227H19ZM96 228V227H95ZM98 228V227H97ZM147 228V227H146ZM196 228V227H195ZM199 228V227H198ZM212 228V227H211ZM217 228V227H216ZM215 228V229H216ZM219 228V227H218ZM217 228V229H218ZM221 228V227H220ZM262 228V227H261ZM264 228V227H263ZM26 229V228H25ZM37 229V228H36ZM81 229V228H80ZM106 229V228H105ZM182 229V227H181ZM200 229V228H199ZM216 229V230H217ZM229 229V228H228ZM233 229V228H232ZM250 229V228H249ZM85 230V229H83ZM140 231V228L138 229ZM202 230V229H201ZM210 230V229H209ZM26 231V230H24ZM195 231V230H194ZM212 231V229H211ZM242 231V230H241ZM258 231V230H257ZM31 232V231H30ZM45 232V231H44ZM78 232V231H77ZM76 232V233H77ZM84 232V231H83ZM110 232V231H108ZM135 232V231H134ZM210 233V231H208ZM214 232V231H213ZM218 232V231H217ZM216 232V234H218ZM24 233V232H23ZM29 233V232H28ZM75 233V232H74ZM91 229L87 233H83L78 240V246L90 245L92 248ZM96 233V232H95ZM107 233V231H106ZM222 233V230H221ZM230 233V232H229ZM259 233V232H258ZM22 234V233H19ZM18 234V236H19ZM26 234V233H25ZM81 234V233H80ZM138 234V233H137ZM160 234V233H159ZM220 234V233H219ZM225 234V233H224ZM257 234V233H256ZM30 235V234H29ZM101 235V234H100ZM208 235V234H207ZM213 235V234H212ZM221 235V234H220ZM24 236V235H23ZM64 236V235H63ZM77 236V235H76ZM104 236V235H103ZM116 236V235H115ZM114 236V237H115ZM127 236V235H126ZM137 236V235H136ZM167 236V235H166ZM211 236V235H210ZM219 236V235H218ZM26 237V236H25ZM24 237V238H25ZM28 237V236H27ZM56 237V236H55ZM67 237V236H66ZM107 237V236H106ZM109 237V236H108ZM170 237V236H169ZM173 237V236H171ZM208 237V236H207ZM213 237V236H212ZM210 237V238H212ZM245 237V236H244ZM264 244V230L261 232ZM23 238V240H24ZM39 238V237H38ZM43 238V237H42ZM71 238V237H69ZM137 238V237H136ZM165 238V237H164ZM200 238V237H199ZM232 238V237H231ZM255 238V237H254ZM19 237L17 238L18 241ZM27 239V238H25ZM66 239V238H65ZM76 239V238H75ZM96 239V237H95ZM111 239V238H110ZM138 239V238H137ZM215 239V236L214 238ZM219 239V238H216ZM215 248L222 252L218 257L211 252L207 257L204 255L206 262L215 261L214 264H221L223 257H227L229 261L239 259L240 256L248 252L246 247L228 248L229 244L222 243L220 238ZM21 240V237H20ZM32 240V239H31ZM63 240V239H62ZM61 240V241H62ZM74 240V239H73ZM72 240V241H73ZM103 240V239H102ZM114 240V239H113ZM124 240V239H123ZM167 240V239H166ZM228 240V239H227ZM233 240V239H232ZM231 240V241H232ZM53 241V240H52ZM194 241V240H193ZM203 241V239H202ZM218 241V240H216ZM246 241V240H245ZM257 241V240H256ZM21 242V241H20ZM60 242V241H59ZM101 242V241H100ZM195 242V241H194ZM214 242V241H213ZM221 242V243H220ZM247 242V241H246ZM37 243V242H36ZM42 243V242H41ZM62 244V242H60ZM65 242L63 241V244ZM67 243V239H66ZM73 243V242H72ZM118 243V242H117ZM120 243V242H119ZM206 243V242H205ZM212 243V241H211ZM233 243V242H232ZM245 243V242H244ZM24 244V243H23ZM60 244V245H61ZM62 244V245H63ZM83 244V245H82ZM110 244V243H109ZM116 244V243H115ZM196 244V243H194ZM203 244V243H202ZM261 244V245H262ZM32 245V244H31ZM36 245V244H35ZM56 245V244H55ZM74 245V244H73ZM100 245V244H99ZM162 245V244H161ZM182 245V244H181ZM205 245V244H204ZM233 245V244H232ZM240 245V244H239ZM238 245V246H239ZM242 245V244H241ZM18 246V245H17ZM21 246V245H20ZM34 246V245H33ZM42 246V245H41ZM73 247L69 248L60 259H69L77 257L83 252V249ZM215 246V244H214ZM214 246H212L214 248ZM235 246V245H233ZM260 246V245H259ZM37 247V246H36ZM45 247V246H44ZM89 247V246H88ZM119 247V246H118ZM163 247V246H162ZM263 247V246H262ZM19 248V247H18ZM27 248V247H26ZM25 248V249H26ZM35 248V247H34ZM66 246H57L44 256L43 264H56L55 256L64 252ZM81 248V247H80ZM208 248V247H205ZM212 248V249H213ZM227 251L224 252V249ZM245 248V249H244ZM28 249V248H27ZM26 249V250H27ZM121 249V248H120ZM211 249V247H210ZM209 249V250H210ZM220 249V250H219ZM18 250V249H16ZM34 250V249H33ZM47 250V249H46ZM50 250V249H49ZM89 250V249H88ZM87 250V252H88ZM123 250V249H122ZM178 250V249H177ZM263 250V249H262ZM29 251V250H28ZM36 251V250H35ZM39 251V250H38ZM86 252V249L84 250ZM118 251V250H117ZM212 251V250H211ZM216 251V252H217ZM22 252V251H21ZM34 252V251H33ZM42 252V251H41ZM44 252V251H43ZM186 252V251H185ZM191 252V251H190ZM207 253V250H206ZM20 254V253H19ZM28 254V253H27ZM32 254V252H31ZM63 254V253H62ZM122 254V253H120ZM181 254V253H180ZM183 254V253H182ZM192 254V253H191ZM16 255V254H15ZM22 255V254H21ZM40 255V254H39ZM185 255V253H184ZM199 255V253H198ZM203 255V254H202ZM86 256V255H85ZM178 256V255H177ZM188 256V255H187ZM37 257V256H36ZM199 257V256H198ZM42 258V256H41ZM175 258V257H174ZM202 258V259H204ZM264 260V254L262 255ZM122 259V258H121ZM173 259V258H172ZM178 259V258H177ZM204 260V261H205ZM29 261V260H28ZM69 261V260H68ZM89 261V260H88ZM200 261V260H199ZM16 262V261H15ZM32 262V261H31ZM66 262V261H65ZM65 262H63L65 264ZM123 262V261H122ZM168 262V261H167ZM203 262V261H200ZM41 263V262H40ZM60 263V264H63ZM129 263V262H128ZM14 264V262H12ZM16 264V263H15ZM22 264V263H21ZM28 264V263H27ZM34 264V263H33ZM36 264V263H35ZM59 264V263H57ZM68 264V263H67ZM194 264V263H193ZM197 264V263H196ZM200 264V263H199Z\"/></svg>",
	"mask_w": 264,
	"mask_h": 264
},
{
	"label": "rangeland",
	"instance_id": "rangeland-1",
	"mask_svg": "<svg viewBox=\"0 0 264 264\" xmlns=\"http://www.w3.org/2000/svg\"><path fill=\"white\" fill-rule=\"evenodd\" d=\"M243 47V48H242ZM241 48L237 49L234 51L235 55L233 53L227 52L224 49H220L218 51H216L213 55L216 57H211L213 56L212 54L207 58V59L203 62L204 64H202L201 66H198L197 68H194L192 70V72L187 71L188 73H186L184 75V77L186 76L185 80L183 79L184 77H182L180 80H172V82L168 83L163 89H161V91H159L156 95L155 98L154 96L151 99H145L143 102H141L138 105H134L132 106V108H125L124 110L128 109L127 113L125 111L121 112L120 116H121V120L119 119L120 116H118L119 114L115 115V119L116 121H114V117L113 119L111 118V121L109 120V122H107V125L111 124V126L109 125L107 128V125L105 124V127H102L100 129L97 130L96 133H92L91 136H89V138L85 140V142L83 143L80 142L78 146H76L75 150L71 149L73 151V153H71L72 151L70 150L69 153H67L62 159V161H58L56 164L53 165L55 169H52L53 166L47 171V173L45 174V177H43L40 181L39 184L37 183L36 186V190L34 191L35 195L33 194L29 201V204L27 205L26 209L28 211H23L18 218V226H16L15 228L17 230H19V233L22 234H17V238L19 237L18 241L16 238V244L14 247L15 250H13L11 253V264L12 262H14V264H43V260H44V256H46L51 250H53L56 245L58 246H66L67 248H64V252L60 253L58 256L56 257V260L58 261L57 263H63L65 262V264H214V260L213 261H209L206 262L204 255L207 257L208 253H213L214 251V255L215 256H219L222 252L217 251V249L219 247H221L220 245L216 247V245L218 244L219 240H221L220 238H222V243H226L230 245V247L228 248H239L240 246L242 247H246V249H248V252H246L245 254H243L242 256L239 257V259L237 258L236 260H231L229 261L227 257H223L222 260L220 261L221 264H264V260L262 258V255L264 254V244H262V242L260 241L262 239L261 237V232H263L264 230V226H260L263 222H264V196H262L264 194V170H262L264 168V121L261 122L257 127H253V124L255 122L256 119L258 120H263L264 119V91L262 89H264V64L261 61H257L256 56L254 55L255 51H253L254 49L248 46H242ZM245 48V49H244ZM247 49V50H246ZM220 51V52H219ZM251 51V52H250ZM224 52V53H223ZM248 52V54H247ZM242 55V56H241ZM224 56V57H223ZM233 56V57H232ZM221 57V58H220ZM229 57V58H228ZM244 57V58H243ZM213 58V59H212ZM217 58V59H216ZM220 60H219V59ZM243 58V59H242ZM246 58V59H245ZM256 59V60H255ZM214 60V61H213ZM219 60L220 62L218 63ZM253 60V61H252ZM217 61V62H216ZM226 61V62H225ZM210 62V63H209ZM222 62V63H221ZM255 62V63H254ZM208 63V64H207ZM221 63V64H220ZM236 63L239 64L238 67L236 68V75L229 81H227L226 83H224L222 86L218 87L217 91H214L209 94H206V92H203V90H199L201 84L203 82H208L209 80H211L212 78H214L220 71L227 69L231 64ZM228 64V65H227ZM243 64V65H242ZM207 72L203 69L205 68ZM219 65V66H217ZM249 65V66H248ZM251 65V67H250ZM259 65V66H258ZM226 66V67H225ZM243 66V67H242ZM246 66V67H245ZM261 66V67H260ZM212 69H211V68ZM223 67V68H221ZM251 69H250V68ZM255 67V68H254ZM257 67V68H256ZM259 67V68H258ZM210 68V69H209ZM213 68H215V70H213ZM249 68V69H248ZM197 69V70H196ZM239 69V70H238ZM196 70V71H195ZM214 72H213V71ZM219 70V71H218ZM245 70V71H244ZM250 70L252 72L251 73ZM198 71V73H197ZM201 71V72H200ZM263 73H261V72ZM196 72V73H195ZM210 72V73H208ZM216 72V73H215ZM201 73V74H200ZM212 73V74H211ZM215 73V74H214ZM245 73V74H244ZM250 73V74H248ZM261 73V74H258ZM191 74V75H189ZM198 74V76H197ZM208 74V75H207ZM214 74V75H213ZM244 74V75H243ZM189 75V76H188ZM195 75L197 77H195ZM201 75V76H199ZM205 75V76H204ZM241 75V76H240ZM255 75V76H253ZM189 80H188V77ZM192 76V77H191ZM194 76V77H193ZM209 76V77H208ZM244 76V77H243ZM253 76V77H252ZM258 76V77H257ZM261 76V78H260ZM202 77V78H201ZM205 78V80L203 81V79ZM241 77V78H240ZM249 80H248V78ZM255 77V78H254ZM196 79L193 80V79ZM211 78V79H210ZM252 78V79H250ZM259 78V79H258ZM263 78V79H262ZM236 79V80H235ZM257 79V80H256ZM261 79V84H260V80ZM183 82H182V81ZM187 80V81H186ZM208 80V81H207ZM242 80V81H241ZM247 80V81H246ZM254 80V81H253ZM179 81V82H178ZM194 81V82H193ZM257 81V84L256 82ZM175 82V84H174ZM178 82V83H176ZM182 82V83H181ZM190 82V83H189ZM193 82V83H192ZM197 82V83H195ZM231 82V83H229ZM232 82H234L232 84ZM246 82H248L246 84ZM251 82V83H250ZM181 83V85H180ZM185 83V84H183ZM187 83V85H186ZM189 83V86H188ZM173 84V85H172ZM178 85V86H174V85ZM195 87L196 85V90L197 93L199 92V94L195 93L194 97L190 98V100L187 101H183L186 103H181L180 99H182L181 95L183 96V94H185V91L187 90H192L195 89L194 87L191 88L192 85ZM195 84V85H194ZM250 84V85H249ZM171 85V86H170ZM250 87H248V86ZM174 86V87H173ZM187 86V87H186ZM233 86V87H232ZM243 86V88H242ZM254 86V87H253ZM168 87V88H166ZM183 90H182V88ZM259 87V88H258ZM166 88V89H165ZM177 88V89H175ZM181 88V89H180ZM198 88V89H197ZM252 88V89H251ZM168 89V90H167ZM228 89V91H227ZM249 89H251L249 91ZM258 89V91H257ZM261 89V91H260ZM180 90V91H179ZM182 90V91H181ZM199 90V91H198ZM220 90V91H218ZM175 91H177L178 93H175ZM235 91V92H234ZM245 91V92H244ZM255 91V93L253 92ZM257 91V92H256ZM261 93H260V92ZM172 92V93H171ZM202 92V93H201ZM224 92V93H223ZM252 92V93H251ZM168 95H167V94ZM204 93V94H203ZM231 93V94H230ZM243 93V94H242ZM247 93V94H246ZM165 94L166 97L163 95ZM177 94V96H176ZM206 94V96H205ZM215 94V95H214ZM226 94V95H225ZM245 94V95H244ZM169 95H171L169 98H167ZM202 95V96H201ZM204 95V96H203ZM208 95V97H207ZM212 95V97H211ZM232 95V96H231ZM233 95H237V96H233ZM244 95V96H243ZM254 95V98L253 96ZM198 96V97H197ZM203 98L202 100L200 99ZM229 96V97H228ZM252 96V97H250ZM261 96V97H260ZM156 97L158 98L156 101ZM161 97V98H160ZM175 97V98H174ZM215 97V98H214ZM218 97V98H217ZM235 97V100H234ZM250 97V98H249ZM259 97V98H258ZM160 98V101H159ZM179 98V99H178ZM195 98V99H193ZM204 98H208L207 100ZM258 98V99H257ZM263 98V99H262ZM154 99V100H153ZM166 99V102H164ZM178 99V100H177ZM193 99V100H191ZM213 101H212V100ZM215 99V101H214ZM221 99V100H220ZM151 102H146V101H150ZM162 100V101H161ZM171 100V101H170ZM204 100V101H203ZM206 100V101H205ZM241 100V101H240ZM244 100V101H243ZM255 100V101H253ZM257 100V101H256ZM263 100V101H262ZM174 101V103H173ZM176 101V102H175ZM180 101V102H178ZM193 101H194V105H193ZM203 101V102H202ZM238 101V102H237ZM263 103H262V102ZM146 104H145V103ZM169 104H176L178 107H175V112L174 110L172 111L171 114H173V116L170 114V117L166 114H164L165 110L167 109V107H165L164 103ZM208 102V103H206ZM219 102V103H218ZM242 102V103H240ZM144 103V104H143ZM154 103V106H152ZM163 103V106L162 104ZM181 103V104H180ZM190 103H192L190 105ZM195 103H197V105L195 106ZM204 103V104H203ZM213 103V104H212ZM217 103V104H216ZM223 103V104H222ZM201 106H200V105ZM227 104V105H226ZM142 105V106H140ZM144 105L148 106L146 107L147 110H145ZM156 105V106H155ZM161 105V107L159 106ZM167 105V106H169ZM187 105V106H186ZM190 105V106H189ZM211 105V106H210ZM216 105V106H215ZM241 105V106H240ZM248 105V106H247ZM257 105L259 108H257ZM138 106V107H136ZM158 106V107H157ZM189 106V107H188ZM192 106V107H191ZM197 106L199 108H197ZM213 106V107H212ZM220 106V107H219ZM263 106V107H262ZM136 107V109L134 108ZM160 107V108H159ZM211 107V108H209ZM215 107V108H214ZM223 107V110H221V108ZM230 107V108H228ZM233 107V109H232ZM254 107V108H253ZM146 113H145V111ZM155 108V109H154ZM163 108V109H161ZM182 110H181V109ZM193 108V109H192ZM202 108V109H201ZM217 108V109H216ZM226 108V109H225ZM254 109L256 113H254V111L251 110ZM141 109V110H140ZM177 109V110H176ZM200 109V111H199ZM235 109L237 111H235ZM244 109V110H243ZM261 109V111H260ZM135 110L137 111H141V112H135ZM151 113H150V111ZM163 112H162V111ZM194 110V111H193ZM251 110L252 112L249 114H245L247 111ZM259 110V111H257ZM136 113V114H134ZM144 111V112H142ZM148 111V112H147ZM156 113L160 115L159 116H155ZM161 111V112H160ZM186 111L184 114H182V112ZM193 111V112H192ZM217 111V112H216ZM219 111V112H218ZM222 111V112H221ZM235 111V113L233 114V112ZM241 111V112H240ZM130 112V113H129ZM159 112V113H158ZM200 112V113H199ZM202 112V113H201ZM142 113V115H140ZM150 113V115H149ZM162 113V114H161ZM178 113V115L181 117L180 119L178 118L179 116L176 115ZM199 113V114H198ZM205 113V114H204ZM229 113V114H227ZM125 114V115H124ZM128 114V115H127ZM145 114V115H143ZM203 114V115H202ZM214 114V115H213ZM240 114V115H239ZM243 114V115H241ZM245 114V115H244ZM124 115V116H123ZM134 115V116H133ZM137 117H136V116ZM139 115V117H138ZM163 115L165 116L163 118ZM187 115V116H186ZM213 116V118H207L209 116ZM126 116H128L126 118ZM133 118H131V117ZM146 116V117H145ZM215 116V117H214ZM229 116V117H228ZM235 116V117H234ZM242 116V117H240ZM205 117V118H204ZM232 117V118H231ZM240 117V118H239ZM256 117V118H255ZM121 121V122H119ZM128 120H126V119ZM131 118V119H129ZM153 118V120L150 119ZM157 118V119H156ZM200 118V119H199ZM207 118V119H206ZM136 119V120H135ZM155 119V120H154ZM166 119V121H165ZM177 119V120H175ZM183 119V120H182ZM197 119V120H196ZM199 119V120H198ZM210 119V120H209ZM245 120L244 124L243 121ZM124 120V121H123ZM127 122H126V121ZM129 120L131 122H129ZM149 122H147V121ZM179 120V121H178ZM186 120V121H185ZM233 120V121H232ZM113 121V123H111ZM138 121V123H137ZM155 122V124L153 122ZM171 121V122H170ZM174 121V122H173ZM197 121V122H196ZM200 121V122H199ZM213 121V122H210ZM237 121H239L240 123H238ZM249 121V122H248ZM124 122H126L124 124ZM135 123V124H132ZM145 122V123H144ZM152 124H151V123ZM177 122V124H176ZM183 122V123H182ZM187 122V123H186ZM216 122V123H215ZM236 122V123H233ZM109 123V124H108ZM160 123V124H159ZM171 125H170V124ZM175 123V124H174ZM185 123V124H184ZM191 123V124H189ZM198 123V124H197ZM201 123V124H200ZM211 123V124H210ZM242 123V124H241ZM250 123V125H249ZM113 124V125H112ZM117 124H119L120 129L118 130L117 128ZM129 124V125H128ZM132 124V125H131ZM139 124V125H138ZM141 124V125H140ZM151 124V125H150ZM157 124V125H156ZM164 124V126H163ZM168 124V125H167ZM174 124V125H173ZM188 126H187V125ZM206 124V125H205ZM227 124V125H226ZM126 125V126H125ZM128 125V126H127ZM135 126V129L133 128ZM148 125V126H146ZM191 127H190V126ZM202 127V132H201V127ZM218 125V126H217ZM222 125V126H221ZM234 125V126H233ZM118 126V127H119ZM125 126V128H123ZM131 126V127H130ZM142 126V127H139ZM160 126V127H159ZM167 126V127H166ZM177 128H175V127ZM197 126V127H196ZM220 126V127H219ZM250 126V127H249ZM260 126V127H259ZM111 127V128H110ZM144 127V128H143ZM147 127V128H146ZM151 129H149V128ZM154 127H157L156 130ZM164 127V129H163ZM166 127V128H165ZM179 127V128H178ZM183 127V128H182ZM190 130H187L189 129ZM200 129H199V128ZM226 127V130H225ZM262 127V128H261ZM104 128V129H103ZM128 128H129V133L128 132ZM135 130V134L133 133ZM139 128V129H138ZM158 128L160 130H158ZM170 128V129H169ZM182 128V130L180 129ZM245 128V129H244ZM247 128V130H246ZM261 128V129H260ZM108 129V131L106 130ZM111 131H110V130ZM138 129V131L136 130ZM144 129V130H142ZM233 129V130H232ZM101 130V131H100ZM104 130V131H102ZM106 130V131H105ZM115 130V131H114ZM127 132H126V131ZM133 130V131H132ZM171 130V131H170ZM174 130V131H172ZM180 130V131H179ZM185 130V131H184ZM193 130V131H192ZM212 130V131H211ZM244 130V131H243ZM260 130V132H259ZM124 131V134H123ZM136 131L139 133H136ZM170 133L168 135V133ZM179 131V132H178ZM183 131V133L181 132ZM210 131V132H209ZM237 131V132H236ZM106 132L107 134L105 135H100L101 133ZM119 132V133H118ZM120 132H122L120 134ZM175 132V133H173ZM181 134H177L180 133ZM188 134V136H186V134ZM188 132V133H187ZM209 132V133H208ZM216 132V133H215ZM224 132V134L222 133ZM233 132V134H232ZM241 132V133H240ZM251 132V133H250ZM254 132V134H253ZM118 133V134H117ZM126 133V134H125ZM132 133V134H131ZM141 133V134H140ZM146 133V135L148 137H150L152 134L151 138H147L145 142H142V139L144 137L142 136H146V135H142ZM157 133V134H155ZM162 133V135H161ZM206 133V134H205ZM222 133V134H221ZM239 133V134H238ZM262 135H261V134ZM97 135V138L96 136ZM115 134V135H114ZM138 134V135H137ZM184 134V135H183ZM191 136H190V135ZM226 134V135H225ZM229 134V135H228ZM236 136H233L235 135ZM242 134V135H241ZM251 134V135H250ZM109 137H108V136ZM118 135V136H117ZM120 135V137H119ZM123 135V136H122ZM132 135V136H130ZM136 135V136H135ZM168 135V136H167ZM174 137H173V136ZM179 137H178V136ZM182 135V136H181ZM241 135V136H240ZM260 135V136H259ZM103 136V139L102 137ZM111 136V137H110ZM134 136V138H133ZM138 136V137H137ZM141 136V137H140ZM157 138H156V137ZM166 137L164 139V137ZM183 136H186L185 138ZM196 136V137H193ZM206 139H205V137ZM209 136V137H208ZM217 138H216V137ZM219 136V137H218ZM223 136H226V139L223 138ZM228 136V137H227ZM233 136V137H232ZM257 136V137H256ZM95 137V138H93ZM99 137V139H98ZM124 137L127 138V142L126 140H124ZM129 137V138H128ZM138 140H137V138ZM160 137L162 139H160ZM169 137V139H168ZM190 139H189V138ZM192 137V138H191ZM198 137V138H197ZM201 137V138H200ZM204 137V139H203ZM222 137V138H221ZM232 137V138H230ZM236 137V138H235ZM92 138V139H91ZM111 138V139H110ZM121 138V140H120ZM123 138V139H122ZM140 138V139H139ZM142 138V139H141ZM154 138V139H153ZM156 138V139H155ZM195 138V139H194ZM210 138V139H207ZM213 138L216 140H213ZM230 138V139H229ZM256 138V139H255ZM259 138V139H258ZM94 139V140H93ZM101 139V140H100ZM105 139V140H104ZM107 139V140H106ZM109 139V140H108ZM131 139L132 143L129 142ZM149 139V140H148ZM162 141H160V140ZM167 139V140H166ZM189 139V140H188ZM212 139V140H211ZM221 139V140H220ZM223 139V140H222ZM250 142V144L247 143ZM87 140H89L88 142H86ZM99 140V143L96 142ZM113 140V141H112ZM118 140V141H117ZM141 140V141H139ZM154 142H153V141ZM180 140H182L181 142H183V140H187L185 141V148L184 145L179 142ZM195 140V141H194ZM200 140V141H199ZM206 140L209 141V143L206 142ZM243 142H242V141ZM257 140V141H256ZM259 140V141H258ZM92 141V142H90ZM109 141V142H108ZM113 144H112V142ZM122 141V142H121ZM124 141V142H123ZM138 141V142H137ZM148 141V142H147ZM151 141V142H150ZM191 141V142H190ZM215 141V143H214ZM220 141V142H219ZM241 141V143H240ZM246 141V142H245ZM91 144H90V143ZM94 142V145L92 146V143ZM102 142H104L103 144H101ZM120 142V143H118ZM160 142V143H158ZM190 142V144H189ZM195 142V143H194ZM199 142V144L197 143ZM202 142V144H201ZM217 142V143H216ZM226 142V143H225ZM255 142V143H254ZM82 143V144H81ZM88 143V144H87ZM116 144V146H114ZM125 143V144H124ZM137 143V144H136ZM143 143V144H142ZM167 143V144H166ZM170 143V146L169 144ZM192 143V144H191ZM197 143V144H196ZM204 143V145H203ZM223 143V144H222ZM233 143V144H232ZM240 143V144H239ZM254 143V144H253ZM86 144V146H84ZM100 146H99V145ZM107 144H109L107 146ZM112 144L113 147L110 145ZM121 144V145H120ZM122 144L124 146V148L122 147ZM151 144V145H149ZM157 144V145H156ZM195 144V145H194ZM230 144V145H229ZM242 144V145H241ZM259 146H258V145ZM89 145V146H88ZM92 147H91V146ZM101 145L103 147V150L101 148ZM127 145V146H126ZM132 145V146H131ZM136 145L137 147L134 148V146ZM138 145H141L140 147ZM159 145V146H158ZM244 145V146H243ZM110 146V148H109ZM121 146V147H118ZM130 146V147H129ZM143 146V148H142ZM147 146V148H146ZM190 146V147H189ZM192 146V147H191ZM199 146V147H198ZM210 146V149H209ZM230 146V147H229ZM235 146V148H234ZM242 146V147H241ZM248 146H250L248 148ZM80 147V148H79ZM87 147V148H86ZM94 147V148H93ZM97 147V150H96ZM99 147V148H98ZM113 148V151L112 148ZM129 147V149H128ZM152 147V148H151ZM154 147V150H153ZM196 147V148H195ZM203 150H201V148ZM219 147V148H218ZM241 147V149H240ZM246 147L249 149V153H248V149L246 151ZM262 147V148H261ZM85 150H84V149ZM89 148V149H88ZM106 148V150H105ZM108 148L110 150H108ZM120 150H118V149ZM121 148V149H120ZM134 150H133V149ZM137 148L140 150L138 151ZM150 148V149H149ZM160 150H158V149ZM199 148V149H198ZM205 148H207L205 150ZM233 148V150H232ZM252 148H255L254 151ZM257 148V149H256ZM82 149V150H81ZM94 153L91 154L90 151H93ZM117 151H116V150ZM144 149V150H143ZM155 149H156V154H155ZM166 149V150H164ZM169 149V151H168ZM176 149V150H175ZM178 149V150H177ZM216 149V151H215ZM218 149V150H217ZM227 149V150H226ZM231 149V150H230ZM243 149V150H242ZM263 152H261V150ZM87 150V151H86ZM89 150V151H88ZM96 150V152H95ZM102 150V151H101ZM108 150V151H107ZM129 150V151H128ZM132 150V151H131ZM147 150L149 152H147ZM152 150L154 152H152ZM183 152H182V151ZM186 150V151H185ZM195 150V152H194ZM201 150V151H200ZM206 152H205V151ZM220 150V151H219ZM242 151L240 153V151ZM75 151V152H74ZM79 151V155L77 154ZM82 151L84 153V155H82ZM111 151V155L109 157V153L106 154ZM125 151L127 153H125ZM159 151V152H158ZM177 151V152H175ZM204 151V152H203ZM226 151V152H224ZM251 151V152H250ZM103 154H102V153ZM116 152V153H114ZM119 152V153H118ZM129 152V153H128ZM131 152V153H130ZM136 153V155L134 153ZM146 152V153H145ZM152 152V153H151ZM159 154H158V153ZM175 152V153H174ZM189 152V153H188ZM197 152V153H196ZM210 152V156L209 155ZM217 152V153H216ZM247 153V155L244 154ZM258 152V153H257ZM262 157H260V154ZM71 153V154H70ZM75 153V154H74ZM81 153V154H80ZM97 153V154H96ZM101 153V154H99ZM113 153V154H112ZM133 153V154H132ZM144 153V155H143ZM148 153H151V155ZM174 153V154H172ZM179 153V154H178ZM182 153V154H181ZM185 153V154H183ZM196 153V154H195ZM200 153V154H199ZM207 153V154H206ZM214 153V154H212ZM231 153V154H230ZM233 153V154H232ZM251 153V154H250ZM255 153V154H254ZM257 153V154H256ZM87 154V155H86ZM91 154V156H90ZM123 154V155H121ZM131 154V156L129 155ZM188 154V155H187ZM192 154V155H191ZM203 154V155H202ZM206 154V155H204ZM227 154V155H226ZM235 154V156H234ZM254 154V155H253ZM82 155V156H81ZM86 155V156H85ZM99 155V156H97ZM106 158H105V156ZM121 155V156H120ZM129 155V156H128ZM133 155V156H132ZM142 157H141V156ZM154 155V156H152ZM159 155V156H158ZM170 155V156H169ZM191 155V156H190ZM193 155H195L193 157ZM231 155V157H229ZM237 155V157H236ZM245 155V156H243ZM257 157H256V156ZM68 156V158H67ZM74 156V157H73ZM78 156V157H77ZM85 156V158H84ZM90 157V159L88 157ZM102 156V161L99 160V158ZM107 156L109 158H107ZM118 156V158H117ZM121 158H120V157ZM127 158H126V157ZM137 156V157H136ZM163 156V157H162ZM166 156H168L166 158ZM179 156V157H178ZM184 156V157H183ZM186 156V157H185ZM189 156V157H188ZM201 156V158H200ZM204 156V157H203ZM214 156V157H212ZM217 156L218 159L217 160ZM242 156V157H240ZM252 158V160H254L255 162H253L250 158ZM80 157V158H79ZM81 157H83L81 159ZM95 157L98 159H95ZM125 157V158H124ZM132 159H131V158ZM145 157V158H143ZM161 157V158H160ZM172 157V158H171ZM196 157V158H195ZM229 160H227V158ZM235 157V159H234ZM246 157V158H245ZM256 160H255V158ZM73 158V159H71ZM105 158V159H104ZM117 160H115V159ZM137 158V159H136ZM153 158L151 163V159ZM158 158V159H157ZM164 158V159H163ZM166 158V159H165ZM176 159V162L175 159ZM183 158V159H182ZM186 158V161L185 159ZM194 158V160H193ZM208 158V159H207ZM232 158V159H231ZM238 158V159H237ZM254 158V159H253ZM263 158V159H261ZM80 159V160H78ZM85 159V161H84ZM111 159V160H108ZM129 161H128V160ZM149 159V160H148ZM171 159V160H170ZM188 159V160H187ZM205 159L206 160H210L212 162H214V164L216 165L213 171V178H212V182H210V184L212 183V185H208L211 188H209V191L207 190V195H204L205 193H201L199 192L197 195L194 194H187L185 192L182 193H176L175 194H171L172 192H175L176 189H178V187H180V185L182 184L183 180L182 178H185L186 175H188L189 172H192L193 170L189 171L188 173L187 170L189 168H191L193 166H204L208 161L203 162L202 160ZM234 159V161L232 162V160ZM248 159V160H247ZM64 160V161H63ZM72 160H75L72 162ZM83 160V161H82ZM88 160V161H87ZM89 160H91L89 162ZM95 160V161H94ZM104 160V161H103ZM107 160V161H106ZM116 162H115V161ZM125 160V161H124ZM178 160V161H177ZM227 160V161H226ZM245 160V161H244ZM251 162H250V161ZM260 160V161H258ZM87 161V162H86ZM94 161V163H93ZM100 161V162H99ZM115 163H113V162ZM133 161V162H130ZM169 161V162H168ZM192 161V162H191ZM199 161L201 163H199ZM220 161V162H219ZM225 161V162H224ZM249 163H248V162ZM65 162V163H63ZM77 162V164L75 163ZM83 162V163H82ZM98 162V163H97ZM112 164H111V163ZM126 162V163H124ZM128 162V163H127ZM156 162V163H155ZM165 162V163H163ZM168 162V163H167ZM184 162V163H183ZM195 165H194V163ZM227 162V163H226ZM240 162V163H239ZM244 162V164H243ZM261 162V164H259ZM69 163V165L67 164ZM81 163V164H80ZM84 163H86L84 165ZM93 163V164H92ZM95 163H97L96 165H94ZM121 165H119V164ZM146 163V164H144ZM158 163V164H157ZM164 165H163V164ZM171 163V164H170ZM191 163V164H190ZM202 163H204L202 165ZM230 163V164H229ZM234 164L232 166V164ZM239 163V164H238ZM243 165H242V164ZM66 164V166H65ZM77 167H76V165ZM82 165L79 167V165ZM102 164V165H100ZM109 166H108V165ZM125 165L123 167V165ZM129 166H128V165ZM138 164V165H137ZM142 164V165H141ZM185 164V165H184ZM219 166H218V165ZM222 164V166H220ZM225 164V165H224ZM241 164V165H240ZM247 164V165H246ZM62 165V166H61ZM68 165V166H67ZM74 166V167H70ZM88 166L87 170L86 167ZM94 165V166H92ZM100 165V167H99ZM112 165V166H110ZM119 165V166H118ZM131 165V166H130ZM148 165V167H147ZM152 165V166H151ZM223 165H224V169H223ZM246 165V166H245ZM251 165V166H248ZM255 165L256 168H255ZM263 165V166H262ZM103 166V167H102ZM118 166V167H117ZM135 168H133V167ZM167 166V167H166ZM168 166H171L168 168ZM176 166V167H175ZM227 166V167H226ZM236 166V167H235ZM238 166V167H237ZM244 166V167H243ZM253 166V167H252ZM60 167V168H59ZM67 169L66 167H69L68 169L72 170V172L68 173V169L67 172L65 173L63 170ZM76 167V168H75ZM84 171L83 170V168ZM102 167V169H101ZM114 167V168H113ZM117 167V168H115ZM123 167V168H122ZM142 167V168H141ZM152 167V168H151ZM159 168V170L157 168ZM164 167V169H163ZM175 167V168H173ZM179 167V168H178ZM181 167L183 169H181ZM229 167H231L233 169H229ZM246 167V168H245ZM252 167V168H250ZM259 167V168H258ZM59 168V169H58ZM78 168V169H77ZM105 168V169H104ZM112 170H110V169ZM120 168V169H119ZM123 170H122V169ZM127 168V170H126ZM131 168V170H130ZM150 168V169H148ZM168 168V169H167ZM188 168V169H186ZM195 168V167H194ZM223 173L222 176H220V172ZM237 168V169H235ZM247 168L249 170H247ZM109 171H108V170ZM113 169H116L115 171L119 170L115 172ZM145 169V170H142ZM161 169V170H160ZM216 169V170H215ZM219 169V170H218ZM245 170V172L243 170ZM252 169V170H251ZM257 169H259L257 171ZM56 170V171H55ZM81 170L83 172V174L86 173V177L88 178L85 179L86 177L83 174H79L78 172ZM124 170H126V172H124ZM134 171L133 172L131 171ZM138 170V171H136ZM221 170V171H220ZM241 173H239L240 171ZM55 171V172H54ZM61 171V172H58ZM76 171V172H75ZM80 171V173H82ZM88 171V172H87ZM92 171V172H91ZM106 172V176L105 177V172ZM114 172L113 174L110 175V173L108 172ZM146 171L147 173L145 174ZM150 171V172H149ZM152 171V173H151ZM156 171H158L156 173ZM162 171V172H160ZM172 171V173H171ZM216 171V172H215ZM220 171V172H219ZM227 171V173H226ZM247 171V173H246ZM252 171H254L252 173ZM56 172H58L56 174ZM89 172H91V174L94 172V174H90ZM128 172V173H127ZM136 172V173H135ZM138 172V173H137ZM167 172V173H166ZM180 172V174H179ZM215 172V173H214ZM218 172V173H217ZM225 172V173H224ZM236 172V174H235ZM263 172V173H262ZM55 173V174H54ZM65 173V174H63ZM79 176H78V174ZM101 173V174H100ZM108 173V174H107ZM144 173V174H143ZM156 173V174H155ZM164 173V175H163ZM186 173V175L184 176L183 174ZM239 173V174H238ZM246 173V174H245ZM259 173V175H258ZM63 174V175H62ZM72 176H70V175ZM119 174V176H117ZM133 174V175H132ZM141 174V175H140ZM159 174V175H157ZM166 174V175H165ZM168 174V175H167ZM174 174H176V176H174ZM233 174V175H232ZM244 174V176L241 175ZM56 175V176H55ZM69 175V176H68ZM83 175V176H82ZM91 175V176H90ZM97 175V176H95ZM102 175V176H101ZM145 175V176H144ZM153 177L150 178L151 180H149V178L147 177ZM153 175V176H152ZM225 177H224V176ZM235 175V176H234ZM238 175V176H236ZM241 177H240V176ZM50 176H54V177H50ZM60 176V177H59ZM68 176V177H67ZM93 176V177H92ZM95 176V178H94ZM101 176V180L100 177ZM110 176V177H109ZM136 176V177H135ZM156 176V177H155ZM162 176V177H160ZM173 178H170L172 177ZM184 176V177H183ZM248 176V177H247ZM52 179V180H48L47 179ZM68 179H66V178ZM74 177V178H72ZM80 177V178H79ZM165 177V178H164ZM236 177V178H235ZM238 177V178H237ZM247 179H245V178ZM262 177V178H261ZM45 178L47 180H45ZM74 179L71 181V179ZM77 178V180H76ZM90 178V179H89ZM94 178V180L92 179ZM109 178H111L109 180ZM117 178V179H116ZM127 180H126V179ZM135 178V179H133ZM137 178V179H136ZM157 178V179H156ZM169 178V179H167ZM175 178H177L175 180ZM221 178V179H220ZM227 178V179H226ZM230 178V179H229ZM235 178V179H234ZM54 179V180H53ZM59 181H58V180ZM85 179V180H84ZM99 179V180H97ZM106 179V180H105ZM107 179L109 181H107ZM116 179V181H115ZM122 179V181H121ZM140 179V180H139ZM216 179V180H215ZM236 181H234V180ZM240 179V180H239ZM62 180V181H61ZM70 180V181H69ZM81 182L80 184L76 183L75 181ZM84 180V181H83ZM96 180V181H95ZM114 180V181H113ZM119 180V181H118ZM126 180V183H124ZM142 180V181H141ZM149 180V181H148ZM161 182V185L159 181ZM167 180V181H165ZM173 183H172V181ZM218 180V182H217ZM220 180V181H219ZM223 180V181H222ZM225 180L227 182H225ZM231 180V182H229ZM251 180V181H250ZM55 183H54V182ZM58 183H57V182ZM61 181V183H60ZM66 183H63L65 182ZM98 181H100L98 183ZM102 181V182H101ZM104 181V182H103ZM172 183H170V182ZM176 181V182H174ZM253 181V183H252ZM45 183V185H43ZM51 184H49V183ZM72 184H71V183ZM84 182V183H83ZM94 182V183H93ZM97 182V184H96ZM110 182H112L110 184ZM117 182V183H116ZM148 182V183H147ZM157 182V183H156ZM180 182V183H179ZM214 182V183H213ZM221 182V184L219 183ZM229 182V183H228ZM241 182V183H240ZM43 183V184H42ZM54 183V184H53ZM63 183V186H62ZM68 183V184H67ZM87 183V184H86ZM95 187H93L92 185ZM101 183V184H100ZM104 183V184H103ZM124 183V184H122ZM146 183V184H145ZM152 183V184H150ZM158 184L155 185V184ZM219 183V184H218ZM223 183V184H222ZM231 183V185H230ZM235 183V184H234ZM53 184V185H52ZM60 184V185H58ZM100 184V185H99ZM103 184V185H102ZM116 184V187H115ZM126 184V185H125ZM178 184H180L179 186H177ZM214 184V185H213ZM216 184V187H215ZM218 184V185H217ZM228 184V185H227ZM234 184V185H233ZM49 185V186H48ZM51 185V186H50ZM55 185V186H54ZM65 190L64 189V186ZM75 185V186H74ZM118 185L119 188L117 187ZM129 185V186H128ZM155 185V186H154ZM174 186L175 189L173 187ZM255 185V188L253 186ZM48 186V187H47ZM71 186H73V190L70 189ZM92 186V187H91ZM103 188L102 192L100 189ZM126 186L127 189H125L124 191V187ZM135 186V187H134ZM164 188H163V187ZM170 189H169V187ZM177 186V187H176ZM228 186V187H227ZM41 187H44V189H41ZM50 187L52 188L50 190ZM58 187V189L55 188ZM97 187V189H96ZM111 187V188H110ZM114 190H113V188ZM121 187H122V191H121ZM124 187V188H123ZM162 187V188H161ZM167 192L165 190V188H167ZM215 187V188H213ZM227 189V191H224L226 189H222L224 191L221 190V188H225ZM242 187V188H241ZM69 188V189H68ZM90 188V189H89ZM94 188V189H92ZM118 190L117 193L115 192V190ZM132 190H131V189ZM254 188V189H253ZM257 188V189H256ZM55 189V190H54ZM130 189V190H129ZM136 189V190H134ZM155 191H154V190ZM173 189V190H172ZM204 189V188H203ZM228 189H230V191H228ZM69 190V192H67ZM72 192H71V191ZM76 190V192H75ZM79 190V191H78ZM94 190V191H93ZM96 190V191H95ZM108 190V192L106 191ZM112 190V191H111ZM127 190V191H126ZM139 190V191H138ZM151 190V192H150ZM163 190V191H162ZM257 192H256V191ZM55 191V193L53 194V192ZM62 191V192H61ZM64 191V193H63ZM114 191V192H113ZM130 191V192H129ZM172 191V192H171ZM80 192V193H79ZM98 192V194H97ZM101 192V193H100ZM124 192V193H122ZM154 192V193H153ZM159 192V193H158ZM161 192V193H160ZM228 192V193H227ZM62 193V194H61ZM84 193V194H83ZM86 193V194H85ZM116 193V195H115ZM127 193V194H126ZM134 193V195H133ZM137 193V194H136ZM144 193V194H143ZM167 193H169L170 195H168ZM258 193V194H257ZM41 194V195H40ZM93 194V195H92ZM95 194V196H94ZM124 196H122V195ZM152 194V195H150ZM158 194L159 197H156ZM162 194V195H161ZM187 194V195H186ZM203 194V195H202ZM209 194H211L209 196ZM223 194V195H222ZM262 194V195H261ZM39 195V196H37ZM43 195V196H42ZM44 195L46 197H44ZM57 195V198H56ZM72 195V196H71ZM114 195V196H113ZM121 195V196H118ZM127 195V197H126ZM133 195V196H132ZM156 195V196H155ZM180 195V196H179ZM201 195V197H200ZM41 196V197H40ZM55 196V198L53 197ZM85 196V197H84ZM102 196V197H101ZM113 196V198H112ZM130 196V198H129ZM151 196V197H150ZM155 196V197H154ZM161 196V197H160ZM164 196V197H163ZM209 196V197H208ZM225 196V198H224ZM257 196V197H255ZM262 196V197H260ZM39 197V198H38ZM43 197V198H42ZM67 197V198H66ZM78 197V198H77ZM81 197V198H80ZM118 197V198H117ZM169 197V198H168ZM182 197V198H181ZM191 199H190V198ZM194 197V198H193ZM35 200H34V199ZM42 198V199H41ZM45 198V199H44ZM54 198V199H53ZM74 198H75V202H74ZM129 198V199H128ZM161 198L163 200H161ZM174 198V199H172ZM199 198V199H198ZM207 198V199H205ZM57 199V200H56ZM78 199V200H77ZM151 199V200H150ZM158 199V200H156ZM174 200L173 203L170 200ZM179 199V200H178ZM183 199V200H182ZM261 199V200H260ZM48 200H50L48 203V206H46ZM72 202H71V201ZM85 200V201H84ZM118 200V201H117ZM156 202L154 204V202ZM181 200V202H180ZM185 200V202H183ZM204 200V201H202ZM211 204H209L208 202ZM210 200V201H209ZM216 200V201H215ZM263 200V201H262ZM94 201V202H93ZM107 201V202H106ZM160 203H159V202ZM162 201V202H161ZM188 201V203H186ZM196 201V203H195ZM213 201H215L213 203ZM223 201V202H222ZM38 202V203H37ZM56 202V203H55ZM70 202V203H69ZM122 202V203H121ZM130 202V204L128 203ZM165 202V203H163ZM168 202V203H167ZM172 203V205H169V203ZM178 202V203H176ZM191 202V203H190ZM203 202V203H202ZM217 202V203H216ZM38 205H37V204ZM103 203V204H102ZM119 203V205H118ZM163 203L162 205L165 204V206H161L160 204ZM170 203V204H171ZM199 205H198V204ZM239 203V204H238ZM31 204V205H30ZM34 204L37 205V208L34 206ZM44 204V205H42ZM91 204V206H90ZM98 204V206H97ZM127 204V205H126ZM136 204V206H135ZM150 204V205H149ZM178 204H180L178 206ZM200 207H198L197 205ZM208 204V206L206 205ZM224 204V205H223ZM244 204V205H243ZM254 204V205H252ZM259 204V205H257ZM262 204V205H261ZM51 205V206H50ZM62 205V206H61ZM123 205V206H122ZM132 205V206H131ZM154 205L156 207H154ZM160 205V206H159ZM169 205V206H168ZM220 205V206H219ZM239 205V206H238ZM242 205V206H241ZM256 205V206H255ZM262 207H261V206ZM28 206L30 209H28ZM142 206V207H141ZM149 206V207H147ZM159 206V207H158ZM168 206V207H167ZM172 206V208H170ZM187 206V207H186ZM190 206V207H189ZM192 206V207H191ZM194 206V207H193ZM202 206V208H201ZM214 206V207H213ZM217 206V207H216ZM225 206V207H223ZM41 207V208H39ZM56 207V208H55ZM93 207V208H92ZM132 209H131V208ZM154 207V208H153ZM161 207V208H160ZM196 207V208H195ZM199 209H198V208ZM209 207L210 210L208 209ZM49 208V209H48ZM63 208V209H62ZM100 210H99V209ZM117 208V209H116ZM126 210H125V209ZM134 208V209H133ZM153 208V209H152ZM158 208V210H157ZM165 208V209H164ZM170 208V209H169ZM174 208V210H173ZM187 208V209H185ZM190 208V209H189ZM229 208V209H228ZM237 208V209H236ZM263 210H262V209ZM25 209V210H26ZM39 209V210H38ZM59 209V210H58ZM92 209V210H91ZM106 209V210H105ZM169 209V210H168ZM172 209V210H171ZM195 211H194V210ZM198 209V210H197ZM202 209V210H200ZM206 209V210H205ZM233 209V210H232ZM249 209V210H248ZM262 211H261V210ZM47 210V211H46ZM115 210V211H114ZM181 210V211H180ZM193 210V211H192ZM237 210L238 213L240 212V216H238L239 214H237ZM242 210V211H241ZM260 210V212H258ZM40 211V212H39ZM92 211V212H91ZM126 211V212H125ZM145 211V212H144ZM186 211V212H185ZM214 211V212H213ZM231 211V212H230ZM32 215H31V213ZM128 212V213H127ZM192 212V215H191ZM194 212V213H193ZM34 213V214H33ZM60 213V214H59ZM148 213V214H147ZM159 213V216H158ZM174 213V214H173ZM186 213V214H185ZM190 213V214H189ZM203 213V214H202ZM221 213V214H220ZM263 213V214H261ZM42 214V215H41ZM117 214V215H116ZM144 214V215H143ZM199 214V215H197ZM203 218H202V216ZM209 214V215H206ZM232 214V215H231ZM255 214V216H254ZM28 215V217L26 216ZM37 215V216H36ZM58 215V216H57ZM124 215V216H122ZM148 215V216H147ZM185 215V216H183ZM237 215V216H236ZM63 216V217H62ZM107 216V217H106ZM182 216V217H181ZM197 216V217H195ZM201 216V217H199ZM207 216V217H206ZM234 216V217H233ZM259 216V217H258ZM24 217V218H23ZM82 217V218H81ZM188 217V218H187ZM251 217V218H250ZM257 217V218H256ZM100 218V219H99ZM108 220H106V219ZM118 221L117 222V219ZM122 218V219H121ZM137 218V220L135 219ZM210 218V219H209ZM220 218V219H217ZM240 218V219H238ZM244 218V219H243ZM20 219V220H19ZM25 221H24V220ZM51 219V220H50ZM86 219V220H85ZM104 219V220H102ZM151 219V221L149 220ZM154 219V220H153ZM243 219V220H242ZM262 219V220H261ZM85 222H84V221ZM114 220H116L114 222ZM135 220V221H134ZM195 220V221H194ZM22 221V223H20ZM103 221V222H102ZM138 221V222H137ZM146 221V222H145ZM218 221V222H217ZM225 221V222H224ZM247 221V222H246ZM24 222H26L25 224H30V225H25L24 226ZM32 222V223H31ZM94 222H97L96 226L94 224ZM99 222V223H98ZM108 222V223H107ZM117 222V224H116ZM141 222V223H140ZM194 222V223H193ZM196 222V223H195ZM207 222V223H206ZM211 223V227L210 224ZM239 224H237V223ZM49 223V224H48ZM101 223V225H100ZM107 223V225H106ZM206 223V225H205ZM244 223V224H243ZM247 223V226L245 225ZM249 223V224H248ZM122 224V225H121ZM141 224V225H140ZM203 224V225H202ZM216 224V225H215ZM254 224V225H253ZM92 225V226H89ZM94 225V226H93ZM136 225V226H135ZM139 225V226H138ZM180 225V226H179ZM184 225V226H183ZM202 225V226H201ZM229 225V226H228ZM244 225V226H242ZM24 226V227H23ZM102 226V227H101ZM105 226V227H104ZM119 226V227H118ZM186 226V227H185ZM200 228H198V227ZM206 226V227H205ZM214 226V227H213ZM20 227V228H19ZM96 227V228H95ZM98 227V228H97ZM147 227V228H146ZM182 227V229H181ZM196 227V228H195ZM218 229H217V228ZM221 227V228H220ZM262 227V228H261ZM26 228V229H25ZM37 228V229H36ZM81 228V229H80ZM106 228V229H105ZM140 228V231L138 230ZM217 230H216V229ZM229 228V229H228ZM233 228V229H232ZM250 228V229H249ZM85 229V230H83ZM93 230L92 233V248L90 247V245H88L89 242H87V245L82 246H76L78 243L79 238L81 237V235L84 233L89 232L90 230ZM202 229V230H201ZM210 229V230H209ZM212 229V231H211ZM26 230V231H24ZM195 230V231H194ZM222 230V233H221ZM242 230V231H241ZM258 230V231H257ZM31 231V232H30ZM45 231V232H44ZM78 231V232H77ZM84 231V232H83ZM107 231V233H106ZM110 231V232H108ZM135 231V232H134ZM210 231V233L208 232ZM214 231V232H213ZM218 231V232H217ZM24 232V233H23ZM29 232V233H28ZM75 232V233H74ZM77 232V233H76ZM96 232V233H95ZM216 232L218 234H216ZM230 232V233H229ZM259 232V233H258ZM26 233V234H25ZM81 233V234H80ZM138 233V234H137ZM160 233V234H159ZM221 235H220V234ZM225 233V234H224ZM257 233V234H256ZM30 234V235H29ZM101 234V235H100ZM208 234V235H207ZM213 234V235H212ZM24 235V236H23ZM64 235V236H63ZM77 235V236H76ZM104 235V236H103ZM116 235V236H115ZM127 235V236H126ZM137 235V236H136ZM167 235V236H166ZM211 235V236H210ZM219 235V236H218ZM26 236V237H25ZM28 236V237H27ZM56 236V237H55ZM67 236V237H66ZM80 236V237H79ZM107 236V237H106ZM109 236V237H108ZM115 236V237H114ZM170 236V237H169ZM173 236V237H171ZM208 236V237H207ZM213 236V237H212ZM215 236V239H213ZM245 236V237H244ZM21 237V240H20ZM27 239H25V238ZM39 237V238H38ZM43 237V238H42ZM71 237V238H69ZM96 237V239H95ZM138 239H137V238ZM165 237V238H164ZM200 237V238H199ZM212 237V238H210ZM232 237V238H231ZM255 237V238H254ZM24 238V240H23ZM67 239V243H66V239ZM76 238V239H75ZM111 238V239H110ZM219 238V239H216ZM32 239V240H31ZM63 239V240H62ZM74 239V240H73ZM103 239V240H102ZM114 239V240H113ZM124 239V240H123ZM167 239V240H166ZM203 239V241H202ZM228 239V240H227ZM233 239V240H232ZM53 240V241H52ZM62 240V241H61ZM73 240V241H72ZM195 242H194V241ZM218 240V241H216ZM232 240V241H231ZM247 242H246V241ZM257 240V241H256ZM21 241V242H20ZM63 241L65 242L63 245L60 243ZM101 241V242H100ZM212 241V243H211ZM214 241V242H213ZM37 242V243H36ZM42 242V243H41ZM73 242V243H72ZM77 242V243H76ZM118 242V243H117ZM120 242V243H119ZM206 242V243H205ZM233 242V243H232ZM245 242V243H244ZM24 243V244H23ZM110 243V244H109ZM116 243V244H115ZM196 243V244H194ZM203 243V244H202ZM221 243V242H220ZM32 244V245H31ZM36 244V245H35ZM56 244V245H55ZM61 244V245H60ZM74 244V245H73ZM76 244V245H75ZM100 244V245H99ZM162 244V245H161ZM182 244V245H181ZM205 244V245H204ZM215 244V246H214ZM235 246H233V245ZM240 244V245H239ZM242 244V245H241ZM262 244V245H261ZM18 245V246H17ZM21 245V246H20ZM34 245V246H33ZM42 245V246H41ZM83 245V244H82ZM239 245V246H238ZM260 245V246H259ZM37 246V247H36ZM45 246V247H44ZM75 246L77 248H79L80 250L83 249V252L80 255H77V257L73 258H69V259H60L62 256L63 258L66 256L65 253H68L69 248L72 249L73 247L75 248ZM89 246V247H88ZM119 246V247H118ZM163 246V247H162ZM214 246V248L212 247ZM263 246V247H262ZM19 247V248H18ZM28 249H27V248ZM35 247V248H34ZM81 247V248H80ZM208 247V248H205ZM211 247V249H210ZM238 249L239 251H242V249ZM27 250H26V249ZM53 248V249H52ZM121 248V249H120ZM213 248V249H212ZM224 249V252L227 251V249ZM18 249V250H16ZM34 249V250H33ZM47 249V250H46ZM50 249V250H49ZM86 249V252L84 251ZM89 249V250H88ZM123 249V250H122ZM178 249V250H177ZM210 249V250H209ZM245 249V248H244ZM263 249V250H262ZM29 250V251H28ZM36 250V251H35ZM39 250V251H38ZM88 250V252H87ZM118 250V251H117ZM207 250V253H206ZM212 250V251H211ZM220 250V249H219ZM22 251V252H21ZM34 251V252H33ZM42 251V252H41ZM44 251V252H43ZM186 251V252H185ZM191 251V252H190ZM217 251V252H216ZM32 252V254H31ZM20 253V254H19ZM28 253V254H27ZM122 253V254H120ZM181 253V254H180ZM183 253V254H182ZM185 253V255H184ZM192 253V254H191ZM199 253V255H198ZM16 254V255H15ZM22 254V255H21ZM40 254V255H39ZM203 254V255H202ZM65 255V256H64ZM86 255V256H85ZM178 255V256H177ZM188 255V256H187ZM37 256V257H36ZM42 256V258H41ZM199 256V257H198ZM175 257V258H174ZM122 258V259H121ZM173 258V259H172ZM178 258V259H177ZM204 258V259H202ZM43 259V260H42ZM29 260V261H28ZM69 260V261H68ZM89 260V261H88ZM203 262H200V261ZM205 260V261H204ZM16 261V262H15ZM32 261V262H31ZM123 261V262H122ZM168 261V262H167ZM41 262V263H40ZM129 262V263H128ZM56 263V264H57ZM64 264V263H63Z\"/></svg>",
	"mask_w": 264,
	"mask_h": 264
}]
</instances>
